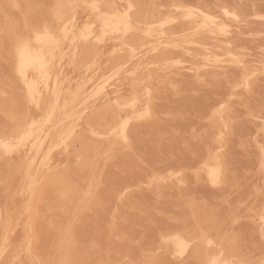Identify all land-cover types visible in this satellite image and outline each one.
Listing matches in <instances>:
<instances>
[{"label":"rangeland","instance_id":"rangeland-1","mask_svg":"<svg viewBox=\"0 0 264 264\" xmlns=\"http://www.w3.org/2000/svg\"><path fill=\"white\" fill-rule=\"evenodd\" d=\"M163 1H165L166 3ZM163 1L162 0H0V79H1L0 114L2 115V116L0 115V134L2 133L0 135V141H1L0 142V158H1L0 159V252H1L0 263L1 264H71V263L81 264L78 263L80 261L82 262V264H90L89 261H91V264H127V263L128 264H137V263L158 264V262L159 264H168L166 263L168 262L166 260H169L168 259L169 256L171 261V263L169 264H174V263L184 264L186 260L189 261L186 262L185 264H191V263L197 264V261L200 262L199 264H208V262H211L212 264H215V262H217V264H222L223 260H225L226 264L228 263L229 264H250V263L264 264V252H263L264 251V238H263L264 221L260 219V218L264 219V197H263L264 196V176H263L264 175V166H263L264 165V139H263L264 138V108H263L264 91H262L264 90V57H263L264 32H261L264 31V22H262L264 21V14H262L264 13V5L262 4L264 3V0L263 1L262 0L261 1L260 0H255V1L254 0L251 1L250 0H239V1L238 0L236 1L208 0L207 2L206 0L205 1L195 0L196 3L194 2V0L193 2L190 0L189 1L163 0ZM245 1L247 2V4ZM248 1L251 3H249ZM234 3H236V5ZM225 9H227L226 13L223 11ZM238 9L240 12L237 11ZM255 12H259L260 14ZM188 14H190L191 17ZM244 14L247 17L244 16ZM233 15L235 16L234 18L236 19L233 18ZM206 17L209 18L206 19ZM213 17L216 19H214ZM206 23L208 26L206 25ZM254 23L256 24L258 23V24L256 25ZM260 24L263 26H261ZM148 25L149 27H147ZM47 31L50 34L45 33ZM35 33L36 34L40 33L39 35H43L45 33V35H47V38L51 36L52 39L48 38V40L46 39V41L43 39L44 40L43 41L38 35H35ZM35 36L36 38H34ZM207 36L209 37V39ZM37 38H40V40ZM232 39L234 42L232 41ZM35 40L37 41V43L35 42ZM132 40H134L133 43ZM4 41H6L5 42L6 44L9 43L7 44V46L5 45V47L3 44ZM40 41L42 43H40ZM24 46H27L29 47V49L34 51L42 49L46 54L47 63L46 66L43 67V70L41 69V71H38L36 67L30 68L26 72V74H23V76L27 79L24 78V80H22L23 76L22 73L20 72V68L18 67L20 64V60H19L20 53L18 52H20L21 50L20 47H24ZM90 46L92 49L89 48ZM249 50H251L252 52ZM234 56H236V58ZM8 57H10L9 59L11 60H8L7 59ZM158 58L161 60L159 61ZM82 60L85 61L83 62ZM79 61L81 63H79ZM234 67L237 68L238 70L235 69ZM8 69H10L11 72ZM19 73L21 76L19 75ZM231 73L232 75H230ZM4 78H6L5 79L6 81L5 80L3 81ZM187 78L188 79L190 78L189 81L191 82H189ZM168 80L170 83L168 82ZM193 80L197 81L196 86L198 88L200 87L198 89L199 92L197 91V87H195L194 85L195 82H192ZM213 83L215 88H213ZM183 84L186 88L187 86L190 87L187 88L186 90L187 92L189 90L190 93L185 92L186 88L183 86ZM199 84L200 86H198ZM26 85L29 86L26 87ZM191 86H193V88ZM18 87L22 89L20 88L18 89ZM28 87L30 88V90L33 88V90L30 91L31 92L30 95L31 96L33 95L32 97L29 95L30 92ZM221 87L223 89L225 87L226 88L225 90H223ZM229 87L231 88V90ZM254 87L255 89H252ZM191 88L192 90L190 91ZM11 89L13 92L11 91ZM47 89H49L48 92ZM203 89H205L204 90L205 92L202 91ZM18 90L20 92L19 94H18ZM228 90L230 91L227 92ZM256 90L258 93L256 92ZM10 92L12 93L11 95H9ZM160 93H162V95ZM188 94H190V96ZM21 95H23L24 98ZM245 95L246 97H244ZM250 95L253 97L258 96L259 98L258 97L257 98L260 101L255 97H254L255 99L251 98ZM29 96L31 97V99ZM10 97H12L17 103L16 102L14 103V100ZM20 97L22 99H20ZM182 97L183 100H181ZM191 97H192L191 101H188L190 100ZM248 97L251 100H249ZM4 99L6 101H3ZM7 100L10 101L8 102ZM19 100L23 101V103L20 102ZM222 100H225V102H222ZM244 100L247 101L248 103L247 102L245 103ZM48 101L49 103H46ZM199 101L200 102L202 101L201 102L202 105ZM5 102L7 103L5 104ZM192 102H194L196 108L194 107ZM232 103L234 104L235 107L232 105ZM239 103H242L241 104L242 106ZM251 103L253 104V106ZM8 104L11 107L9 106L8 108ZM248 104L251 105L249 106ZM257 104L259 105L257 106ZM175 105L177 108L175 107ZM191 105L193 108L191 107ZM151 106L154 107L152 108ZM180 106L183 108H181ZM201 106H203L204 108ZM205 106L206 108H208V110L212 109L210 110L211 113L207 111ZM238 107L244 112H242L241 110L238 111L239 110ZM258 107L262 111L261 113H258L260 112V110L257 109ZM3 109H5L4 110L5 112H3ZM115 109H117L118 113L115 112L116 111ZM205 110L207 111V113L210 114V115L208 114V117H207V113H205ZM98 112L100 113V116H98ZM180 112H183L185 116H183V114H180ZM184 112H186V114ZM194 112L195 114H193ZM107 113H109V116L110 115L111 116L109 117ZM13 114H15L14 117ZM49 114L51 117L50 116L48 117ZM103 114H105V116ZM241 114L243 115V118ZM95 115H97L98 117ZM190 117L191 118L193 117V119L194 120L196 119V121H194V123L191 122L193 119H191ZM230 117H233V119H231ZM20 118L23 119L21 120ZM46 118L48 120L50 118V121H48ZM17 119L20 121H18ZM179 119L181 120V122ZM176 120L179 122H177ZM245 120H247L249 123H247V121ZM33 121L35 122V124ZM10 122L11 124H8ZM44 122H46L47 124L44 125L45 124ZM165 122L166 125H168L166 127L165 125H163L165 124ZM179 123L181 124L179 125ZM205 123L207 126L205 125ZM160 124L163 126L161 129H160L161 127ZM193 124L197 127H195ZM41 126L44 127L42 128ZM122 126L123 127L126 126V127L123 128ZM130 127H132V129ZM135 127L136 130L138 131L134 130ZM181 127L184 128V130ZM40 128H42L43 130ZM178 128L180 129L178 130ZM9 129L10 131H8ZM140 129L142 130L141 132ZM157 129L158 130L160 129L159 131H161V134H159L160 132L157 131ZM233 129L237 132L233 133L234 131ZM131 130L132 133L136 132L138 134L136 133H133L134 135L130 134ZM5 131L7 133H3ZM26 132H27V136L25 135ZM154 132L157 136L154 135ZM13 133L15 135H13ZM230 133H231V137L235 135L237 139L234 140L235 137L231 138ZM238 133L239 134L243 133L242 135L244 137L239 136ZM139 134L141 136H139ZM78 135L80 136V138L78 137ZM209 135L211 136V138ZM249 135H251L252 137L250 138ZM261 135H263L262 138H260ZM21 136L24 137L25 139L23 138L24 139L23 140ZM76 136H77V140H75ZM118 136L119 137L121 136V138H119ZM143 137H144V141H141L143 140L142 139ZM180 137L182 139H180ZM94 138H96V140ZM162 138L165 139L162 140ZM173 138L176 139V142L175 140H173ZM20 139L22 143H20L21 142ZM248 139H250L251 143H249ZM164 140L166 141L165 144H164ZM230 140L232 141V143ZM95 141L97 142L95 143ZM151 141L154 142L152 143ZM196 141L197 143H195ZM235 141L237 145L234 146L233 144L235 143ZM246 141L248 143H246ZM6 142L8 144L7 146L8 147L11 146L12 148L10 151L9 148L6 146ZM104 142H106V144ZM187 142L190 146L187 144ZM229 142L231 143V145ZM142 143L143 145L145 144L144 147L142 146ZM201 143H205V144L201 145ZM104 144L106 145V147ZM162 144H164V146ZM77 145L79 148L82 145V148L78 149V147H76ZM85 145L88 146L85 147ZM195 146L196 147L199 146V148L198 147L196 148ZM233 146L236 147L237 149H235ZM161 147L164 149H162ZM180 147L181 150H179ZM191 147L194 149V153L192 152L193 150ZM156 148L158 150H156ZM175 148L177 149L175 150ZM186 148L189 150H187ZM170 149H172V151ZM203 149H205L206 151H204ZM246 149L248 152L246 151ZM186 151L187 152L189 151L190 153L186 154L187 153ZM175 152L178 153L179 155H177ZM131 153L133 154L132 156H130ZM169 153L173 155L169 156ZM231 153L234 154L231 155ZM175 154L177 155V157ZM183 154H186L187 157ZM195 154H196V158H195ZM249 154L251 155V157ZM160 155L162 158H159ZM225 155L228 158H226ZM228 155L231 156L229 157ZM152 156H153V161H151L152 159L150 160ZM163 156L164 157L166 156L165 159L167 162H165V160L163 161L164 159ZM173 156L176 158H173ZM130 157L133 159H130ZM170 157L172 161L174 160V162L179 161V163L178 162L175 163L176 168L177 169L179 168V170L175 172L172 170L173 168H175L174 167L175 165L173 162H171V159H169ZM197 158H200V160L199 159L197 160ZM201 158L204 160H202ZM233 158L234 161L236 160L235 162L232 161ZM129 159L133 161H130ZM182 159H184L185 161ZM243 159L244 161L246 160L245 161L246 163L242 161ZM120 160H122V162H120ZM248 160H250V162ZM181 161H183L184 163ZM200 161L202 162L200 163ZM126 162L127 163L133 162V165L132 163H131L132 166L128 165ZM228 162L229 165L231 166L226 167ZM150 163H154V164H150ZM182 163L184 165L181 168ZM123 164L125 165L123 166ZM137 164L138 165L141 164L139 165V168L137 167L138 166ZM169 164H171V166ZM194 164H196L197 166L195 165L196 166L195 167ZM134 165L137 166L135 167ZM148 166L149 168L151 167L150 168L151 170L148 168ZM163 166L165 169L168 167V169H166L165 171ZM246 166H247V170H246ZM170 167L171 170H169ZM185 167H187L188 169L187 168L185 169ZM127 168L129 169V172L125 174V172L128 170ZM240 168L242 173L245 172L246 175L241 173V171L239 170ZM158 169L160 171L163 169L164 170L160 173V171L157 172ZM214 169L215 171H217V173L210 174V171H212V173L215 172ZM251 169H253L254 172ZM233 170L236 171L234 172ZM135 171L140 172L141 176L140 173L137 172L136 174ZM238 172L240 176H238L239 179L237 180L238 177L236 175H238ZM113 173L116 174L112 176ZM142 174H144L145 176ZM107 175L109 176L108 178ZM126 175L128 177L130 176L132 177V175L133 177L134 176L136 177L134 178L127 177L124 179V176L126 177ZM185 175H187V178L188 177L189 178L185 179L186 178ZM79 176L80 178H82L81 181L83 182H80ZM110 176H112L111 180H110ZM103 177L105 179L104 182L102 183ZM247 177L250 180H248ZM261 177L263 178L262 180H260ZM245 178L247 179V181H245L246 180ZM53 179L55 182L53 181ZM125 180L127 181V183L125 182ZM191 180L193 183L190 182ZM253 180H254V184H252ZM105 181L107 182L108 186L106 185ZM133 181L136 185L132 183ZM173 181H175L176 183L174 184ZM52 182L53 184L56 185H53ZM121 182L124 184H122ZM189 182L191 183V185H189ZM207 182H209V184ZM83 183H86V185L85 184L83 185ZM152 183L155 187L152 186ZM202 183L205 186L202 185ZM229 183L231 184L230 186L228 185ZM131 184H133L135 187ZM171 184L172 186L174 185L172 188L170 187ZM241 184L243 185L240 186ZM165 185L167 190L170 188L168 191L165 189V187H163ZM259 185H261L262 188L261 186L259 187ZM191 186L192 187L194 186L193 189L195 193H193V189L191 188ZM222 186H225V188ZM107 188L110 194L112 193L111 195L108 194L109 192H107ZM111 188L113 192L111 191ZM161 189L162 190L165 189L164 190L165 192L163 193ZM149 190L150 192H148ZM225 190H227V192ZM242 190L245 192H243ZM209 191L211 194L208 193ZM100 192L103 193L101 194ZM186 192H188L187 195ZM133 193L138 194L135 196L136 198L134 197L135 194ZM150 193L153 195V198ZM174 193L177 194L176 195L177 197L175 196V198L173 196L175 195ZM206 193L209 195V197L205 195ZM31 194H33L32 198H30ZM166 194H168V196ZM107 195H109L108 196L109 198L107 197ZM142 196L143 198H141ZM214 196L215 197L218 196V197L214 198ZM105 198H107L106 201L108 199L111 200V198H113L112 200L115 201V202L113 201L115 205L113 204L111 206H108L110 204V201L109 200H108L109 202L104 201ZM130 198H132V200H129ZM58 199L61 201L58 202ZM143 199L146 201H144ZM167 199L172 202L167 201ZM191 199L193 200V202ZM241 199L243 202L240 201ZM124 200L125 203H123ZM211 200L214 203H212ZM132 201L135 203H133ZM147 201L149 203L153 202V205L152 203L149 204ZM102 202L103 203L106 202L108 204L107 205L108 208L110 209H107V206L105 207V204L103 205ZM139 202L142 203L139 204ZM195 202H198L196 203L197 205H195ZM171 203H173L172 206L174 205L175 207L174 206L172 207ZM80 204H82L81 207H79ZM169 204L171 206V209ZM184 204H186L185 206L187 207H185ZM35 205H38V207ZM141 205L142 207H139ZM149 205L150 206L152 205V207H150ZM154 205L155 206L158 205V207H154ZM244 205L247 207H244ZM96 206H98V208H96ZM162 206L163 207L166 206V209H164ZM209 206H211V208H208ZM29 207L31 208L29 209ZM67 208L69 210L68 213L65 212ZM103 208H105V210L107 209L106 212L103 210ZM141 208H143L144 210ZM185 209L186 211L188 209L187 211L188 213L185 211ZM218 210L224 211L225 215L223 214L222 211L219 212ZM107 211L110 212L108 213ZM145 211H147L149 214L148 213L146 214ZM178 211L181 213L183 212L184 214L177 213ZM240 211L244 213H241ZM38 212L40 213L38 214ZM85 212L86 214H84ZM102 212L103 214L106 213L104 215V218L102 216L103 215ZM134 212L135 213L138 212V213L135 214ZM152 212L154 216H152L153 215L151 214ZM169 212H172V214H170ZM185 212L186 214L189 215H185ZM98 213L101 214L98 215ZM175 213L177 214L176 216H179L181 214L180 217L182 219L180 217H175L174 216ZM236 213L238 214L236 215ZM124 214L126 215L124 216ZM142 214L144 217L142 216ZM144 214L148 217L146 218ZM119 215L121 217H119ZM190 215L193 218H191ZM83 216L85 217V219H87L86 220L88 221L87 224L85 223L86 222L85 219L82 221V219L84 218ZM128 216H130V220ZM90 217L92 218V220ZM98 217L100 218V222ZM131 217H134L135 220L132 219ZM156 217L158 219H161L160 224L158 226L157 224L159 223V220ZM187 217L190 218L188 219ZM218 217L220 218V220ZM125 218H127L128 220ZM179 218L182 221L176 220ZM183 218L185 221L187 219H188L187 221L191 220V223H189V225H184L187 221L185 222ZM89 219L93 224H88L90 223ZM131 219L133 221H131ZM192 219L194 221H192ZM65 220H67V222H65ZM166 220L168 222H166ZM247 220L248 222H246ZM38 221L41 224H39ZM120 221H122L121 223L124 222L125 223L121 224ZM164 222L166 224L168 223L169 227L165 225ZM178 222L181 227H185V228L187 227V229L185 230V228L179 227ZM60 223H62L64 226ZM141 223L142 226L137 225ZM83 224L84 226L88 225L89 227L86 226L84 228ZM130 224L131 226L135 224L134 225L135 227L133 226H132L133 228L130 227ZM172 224H174V226L177 224L174 227V229L172 228L173 226ZM248 224L249 225L251 224L253 226H250L251 227L250 228ZM124 225L125 227L128 226L127 228L129 229L125 228ZM237 225L239 227H237ZM5 227H7V229ZM57 227H59L60 229ZM100 227H101V231H99ZM136 227L137 229L139 228L138 229L139 231H143V232H138V230L135 231ZM245 227H247L249 231ZM102 228L104 229L103 231ZM236 228H238L237 231ZM53 229L56 231H54ZM125 229L126 231L128 230L127 232L128 234L131 231H133L132 229H134L135 231V232L133 231L134 236L132 234L133 232H131V234L129 235L127 233L124 234V232H126ZM152 229L153 230L155 229L154 230L155 232ZM171 230L172 231L176 230V231L175 232L173 231V233L171 232L172 234H170ZM82 231L83 233H86V235L81 233ZM120 231L123 232L122 233L123 235L121 234ZM148 231H150V233ZM73 232H75V234H73ZM79 232L82 234V236L81 235L79 236L80 234ZM244 232H246V234H243ZM76 233L77 236H75ZM247 234L249 235L248 237ZM102 235H106V236H102ZM136 235L138 237H136ZM147 235L148 236L155 235V236L148 237ZM239 235H241L242 237ZM51 236L53 237L55 236V238L57 236L56 238L57 241ZM131 236L133 237L131 238ZM167 237L170 241L167 239ZM246 237H247L246 241L248 242L250 241L249 243L247 242L248 246L246 245L247 244L246 241L244 242ZM255 237L258 238V240L255 239ZM109 238L113 240L111 241ZM132 239H134L133 240L134 242L132 241ZM149 239H151V241ZM156 239L159 240L160 242L157 241ZM208 239L211 240L208 241ZM54 240L57 243L54 244ZM143 240H145L143 242V245L146 244L144 246L141 245L142 244L141 242ZM152 240L153 242L156 243L155 245H157V247H155ZM154 240H156L157 242ZM176 240L179 241L174 242ZM180 240L182 241V243L185 241V243L181 244ZM28 241L31 242L30 244L31 246L29 245ZM81 241H83V243ZM128 241H130V243ZM34 242L36 243L34 244ZM92 242L95 243L94 244L95 246H97L96 244L100 246H97L98 248H96ZM110 242H112V244ZM120 242L121 243L124 242V243L121 244ZM209 242H211L212 244ZM89 243H91L90 245H92L93 250L91 246L88 245ZM105 243H107V245ZM147 243L149 244L147 245ZM242 243L244 244L243 246L246 245L245 249H247L249 252H247L246 250L245 252L247 253H245L244 251L241 252V250H243L244 248L242 246ZM83 244H84V249L82 248ZM256 244L258 247L256 246ZM122 245L123 246L127 245L126 247L128 249H126L125 246H124L125 248L121 247ZM183 245H185V247H183ZM71 246H74L75 248ZM114 246L116 248H119L118 246H120L121 249H113ZM177 246H179V249H181L182 251L184 250L183 248L186 249L183 251V255L181 254L182 251L181 252L178 251ZM186 246L188 247V249ZM70 247L72 249H70ZM144 247L150 249L147 250ZM250 247L254 248V251L256 253L259 251L260 254L258 252L257 255L252 249L250 250ZM28 248L29 250H27ZM76 248L77 249L81 248V249L77 250ZM86 248H88V250ZM73 249H76L75 251H77L78 253L75 251H73V253H70V251L72 252ZM133 249L134 250L138 249V250L134 251ZM198 249L199 251L197 252ZM82 250L83 252L85 251V254L82 252ZM118 250L122 253V255L121 253H118L119 252ZM88 251L92 252V254L91 253L89 254ZM127 251L128 254H125L124 257L122 258L123 253L124 252L127 253ZM160 251L161 253L163 252V254H161ZM164 251L166 252L168 251V254L164 253ZM170 251H172L173 253ZM220 252H222L221 253L222 255L220 254ZM39 254H41V256H39ZM80 255H82L81 256L82 258L80 257ZM213 255H215L216 257L220 256V258L218 257L216 258ZM105 256L107 257L106 260H105L106 258ZM112 256H114L115 260L114 258H112ZM139 256H141V258ZM157 257L159 259H157ZM198 257L200 258L198 259ZM247 257H249V259ZM83 258L85 259L89 258V259L86 261ZM212 258L213 261H211ZM246 258L248 260H246ZM76 259L79 261L76 262L77 261ZM117 259L119 261L121 259V261L119 262ZM181 259L183 262H181ZM192 259L194 262H192ZM23 260L26 261L24 262ZM97 260L99 262H97ZM102 260L103 261L105 260L106 262L105 261L103 262ZM84 261L86 262L83 263ZM201 261L204 262L202 263Z\"/></svg>","mask_w":264,"mask_h":264},{"label":"bare ground","instance_id":"bare-ground-1","mask_svg":"<svg viewBox=\"0 0 264 264\" xmlns=\"http://www.w3.org/2000/svg\"><path fill=\"white\" fill-rule=\"evenodd\" d=\"M162 1H163V0H162ZM167 1H168V0H167ZM169 1H170V0H169ZM183 1H184V0H183ZM186 1H187V0H186ZM188 1H189V0H188ZM190 1L193 2V0H190ZM204 1H205V0H204ZM207 1H208V0H206V2H207ZM233 1H234V0H233ZM235 1H236V0H235ZM238 1H239V0H238ZM250 1H251V0H250ZM254 1H255V0H254ZM254 1H253V2H254ZM260 1H261V0H260ZM262 1H263V0H262ZM158 2H159V1H158ZM163 2H165V1H163ZM192 2H191V3H192ZM194 2H195V0H194ZM245 2H246V1H245ZM248 2H249V1H248ZM128 3H129V1H128ZM165 3H166V2H165ZM184 3H185V2H184ZM186 3H187V2H186ZM195 3H196V2H195ZM249 3H251V2H249ZM87 4H88V3H87ZM162 4H163V3H162ZM189 4H190V3H189ZM193 4H194V3H193ZM209 4H210V3H209ZM215 4H216V3H215ZM219 4H220V3H219ZM222 4H223V3H222ZM226 4H227V3H226ZM234 4L236 5V3H234ZM246 4H247V2H246ZM258 4H259V3H258ZM262 4L264 5V3H262ZM262 4H261V5H262ZM196 5H197V4H196ZM211 5H212V3H211ZM220 5H221V4H220ZM240 5H241V4H240ZM242 5H243V4H242ZM252 5H253V4H252ZM256 5H257V3H256ZM259 5H260V4H259ZM149 6H150V5H149ZM213 6H214V5H213ZM217 6H218V4H217ZM229 6H230V5H229ZM229 6H228V7H229ZM181 7H182V6H181ZM236 7H237V6H236ZM247 7H248V6H247ZM247 7H246V8H247ZM258 7H259V6H258ZM22 8H23V6H22ZM214 8H215V7H214ZM229 8H230V7H229ZM241 8H243V7H241ZM241 8H240V9H241ZM255 8H256V6H255ZM261 8H262V7H261ZM205 9H206V8H205ZM212 9H213V7H212ZM252 9H253V8H252ZM8 10H9V9H8ZM190 10H192V9H190ZM190 10H189V11H190ZM226 10H227V9H225V10H223V11L226 13ZM199 11H200V10H199ZM230 11H231V10H230ZM237 11H239V9H238ZM146 12H147V11H146ZM239 12H240V11H239ZM253 12H254V11H253ZM259 12H260V11H259ZM259 12H255V13H259ZM16 13H17V12H16ZM125 13H126V12H125ZM188 13H189V12H188ZM191 13H192V12H191ZM202 13H203V12H202ZM208 13H209V12H208ZM215 13H216V12H215ZM215 13H214V15H215ZM217 13H218V11H217ZM233 13H234V11H233ZM242 13H243V12H242ZM123 14H124V13H123ZM150 14H151V12H150ZM194 14H195V13H194ZM194 14H193V15H194ZM246 14H247V13H246ZM259 14H260V13H259ZM262 14H264V13H262ZM188 15L191 17L190 14H188ZM225 15H227V14H225ZM228 15H230V14H228ZM240 15H241V14H240ZM240 15H239V16H240ZM253 15H254V13H253ZM257 15H258V14H257ZM145 16H146V15H145ZM231 16H232V15H231ZM244 16H246V15L244 14ZM259 16H260V15H259ZM19 17H20V16H19ZM194 17H195V16H194ZM204 17H205V16H204ZM229 17H230V16H229ZM234 17H235V16L233 15V18H234ZM236 17H237V16H236ZM242 17H243V16H242ZM246 17H247V16H246ZM250 17H253V16H250ZM250 17H249V18H250ZM256 17H257V16H256ZM144 18H145V17H144ZM208 18H209V17H208ZM208 18L206 17V19H208ZM213 18H214V17H213ZM244 18H245V17H244ZM244 18H243V20H244ZM103 19H104V18H103ZM214 19H216V18H214ZM234 19H236V18H234ZM129 20H130V19H129ZM28 21H29V20H28ZM30 21H31V20H30ZM175 21H176V20H175ZM54 22H55V21H54ZM129 22H130V21H129ZM164 22H165V21H164ZM241 22H242V21H241ZM262 22H264V21H262ZM211 23H212V22H211ZM246 23H247V22H246ZM21 24H23V23H21ZM165 24H166V23H165ZM254 24H256V23H254ZM257 24H258V23H257ZM257 24H256V25H257ZM54 25H55V24H54ZM139 25H140V24H139ZM150 25H151V24H150ZM154 25H155V23H154ZM206 25H207V23H206ZM212 25H213V24H212ZM251 25H252V24H251ZM260 25H261V24H260ZM177 26H178V25H177ZM187 26H188V24H187ZM203 26H204V25H203ZM207 26H208V25H207ZM226 26H227V25H226ZM242 26H243V25H242ZM261 26H263V25H261ZM22 27H23V25H22ZM22 27H21V28H22ZM132 27H133V26H132ZM147 27H149V25H148ZM173 27H174V26H173ZM184 27H185V26H184ZM259 28H260V27H259ZM259 28H258V29H259ZM261 28H263V27H261ZM150 29H151V27H150ZM174 29H175V28H174ZM246 29H248V28H246ZM147 30H149V29H147ZM175 30H176V29H175ZM234 30H235V29H234ZM260 31H261V30H260ZM260 31H259V32H260ZM16 32H17V31H16ZM126 32H127V31H126ZM148 32H149V31H148ZM222 32H223V31H222ZM250 32H251V31H250ZM250 32H249V33H250ZM259 32H257V33H259ZM261 32H264V31H261ZM45 33L50 34L48 31L45 32ZM45 33H44V34L42 33V34L44 35V37H43V35H39L40 33H39V34H38V33H37V34L35 33V35H38L42 40L44 39V40L46 41V39L48 40V38H51V36L47 38V35H45ZM144 33H145V32H144ZM146 33H147V32H146ZM237 33H238V32H237ZM249 33H248V34H249ZM148 34H149V33H148ZM150 34H151V33H150ZM226 34H227V33H226ZM252 34H255V33H252ZM18 35H19V34H18ZM162 35H163V33H162ZM236 35H237V34H236ZM245 35H247V34H245ZM31 36H32V35H31ZM41 36H42L43 38H42ZM138 36H139V35H138ZM149 36H150V35H149ZM45 37H46V38H45ZM159 37H160V36H159ZM207 37H208V36H207ZM34 38H36V36H35ZM40 38H37V39L40 40ZM53 38H54V37H53ZM135 38H136V36H135ZM192 38H193V37H192ZM203 38H204V37H203ZM211 38H212V37H211ZM6 39H7V38H6ZM51 39H52V38H51ZM98 39H99V38H98ZM208 39H209V37H208ZM3 40H4V39H3ZM44 40H43V41H44ZM96 40H97V39H96ZM134 40H135V39H134ZM134 40H132V43L134 42ZM137 40H138V38H137ZM137 40H136V41H137ZM197 40H198V39H197ZM204 40H205V39H204ZM210 40H211V39H210ZM214 40H215V39H214ZM6 41H7V40H6ZM6 41H4V43H3V44H4V47H5V45L7 46V44H9V43L6 44V43H5ZM232 41H233V39H232ZM35 42L37 43L36 40H35ZM38 42H39V41H38ZM99 42H100V41H99ZM159 42H160V41H159ZM159 42H158V43H159ZM211 42H212V41H211ZM233 42H234V41H233ZM40 43H42V42L40 41ZM40 43H39V44H40ZM172 43H173V42H172ZM167 44H168V43H167ZM233 44H234V43H233ZM248 44H249V43H248ZM10 45H12V44H10ZM161 45H162V44H161ZM163 45H164V44H163ZM157 46H158V45H157ZM207 46H208V45H207ZM210 46H211V45H210ZM233 46H234V45H233ZM245 46H246V45H245ZM4 47H3V48H4ZM8 47H9V46H8ZM161 47H162V46H161ZM258 47H259V46H258ZM258 47H257V48H258ZM86 48H88V47H86ZM89 48H91V46H90ZM143 48H144V47H143ZM20 49H21L20 52H18V53H20V56H19V58H20V59H19V60H20V64L18 63V64H19L18 67L20 68V72L22 73V76H23V74H26V72H27L30 68H32V67H36L38 71H41V69L43 70V67L46 66L47 60H46V54H45V52H44L42 49H39V50H35V51H34V50L29 49V47H27V46L20 47ZM91 49H92V48H91ZM234 49H235V48H234ZM236 49H237V48H236ZM247 49H248V48H247ZM154 50H155V49H154ZM4 51H5V50H4ZM18 51H19V49H18ZM249 51H251V50H249ZM76 52H77V51H76ZM217 52H218V51H217ZM251 52H252V51H251ZM255 52H256V51H255ZM6 53H7V52H6ZM90 53H92V52H90ZM215 53H216V52H215ZM236 53H237V52H236ZM239 54H240V53H239ZM250 54H251V53H250ZM18 55H19V54H18ZM171 55H172V54H171ZM174 55H175V54H174ZM176 55H177V54H176ZM202 55H203V54H202ZM251 55H252V54H251ZM258 55H260V54H258ZM90 56H91V55H90ZM167 56H168V55H167ZM179 56H180V55H179ZM208 56H209V55H208ZM2 57H3V56H2ZM199 57H200V56H199ZM234 57L236 58V56H234ZM263 57H264V56H263ZM9 58H10V57H8L7 59H8V60H11V59H9ZM175 58H176V57H175ZM257 58H258V57H257ZM78 59H79V58H78ZM158 59H159V58H158ZM217 59H218V57H217ZM160 60H161V59H159V61H160ZM164 60H165V59H164ZM14 61H15V60H14ZM14 61H13V62H14ZM80 61H81V60H80ZM80 61H79V63H81ZM82 61H83V60H82ZM84 61H85V60H84ZM84 61H83V62H84ZM179 61H180V60H179ZM252 61H253V60H252ZM5 62H6V61H5ZM2 63H4V62H2ZM6 63H7V62H6ZM174 63H175V62H174ZM151 64H152V63H151ZM176 64H177V63H176ZM4 65H5V64H4ZM9 65H10V64H9ZM7 66H8V65H7ZM13 66H14V65H13ZM121 66H122V65H121ZM121 66H120V67H121ZM149 66H150V65H149ZM177 66H178V65H177ZM5 67H6V66H5ZM231 67H232V66H231ZM10 68H11V67H10ZM234 68H235V67H234ZM11 69H12V68H11ZM235 69H237V68H235ZM8 70L11 72L10 69H8ZM44 70H45V69H44ZM237 70H238V69H237ZM206 71H208V70H206ZM18 72H19V71H18ZM216 72H217V71H216ZM226 72H227V71H226ZM1 73H2V72H1ZM185 73H186V72H185ZM204 73H206V72H204ZM204 73H203V74H204ZM2 74H3V73H2ZM8 74H9V73H8ZM186 74H187V73H186ZM240 74H241V73H240ZM3 75H4V74H3ZM19 75H20V73H19ZM44 75H45V74H44ZM113 75H114V74H113ZM182 75H183V74H182ZM190 75H191V74H190ZM223 75H224V74H223ZM230 75H232V73H231ZM253 75H254V74H253ZM8 76H9V75H8ZM12 76H13V75H12ZM20 76H21V75H20ZM25 76H26V75H25ZM195 76H196V75H195ZM200 76H201V75H200ZM262 76H263V75H262ZM4 77H5V76H4ZM10 77H11V76H10ZM15 77H16V76H15ZM26 77H27V76H26ZM167 77H168V76H167ZM185 77H186V76H185ZM220 77H221V76H220ZM241 77H242V76H241ZM251 77H252V76H251ZM260 77H261V76H260ZM260 77H259V78H260ZM6 78H7V77H6ZM6 78H4L3 81H4ZM24 78H25V77L23 76V77H22V80H24ZM44 78H45V77H44ZM46 78H47V77H46ZM153 78H154V77H153ZM171 78H172V77H171ZM192 78H193V77H192ZM207 78H208V77H207ZM235 78H236V77H235ZM25 79H27V78H25ZM102 79H103V78H102ZM173 79H174V78H173ZM179 79H181V78H179ZM187 79H188V78H187ZM189 79H190V78H189ZM189 79H188V81H189ZM221 79H222V78H221ZM221 79H220V81H221ZM227 79H228V76H227ZM194 80H195V79H194ZM194 80H193L192 82H195L194 85H195V87H197V86H196L197 81H194ZM209 80H210V79H209ZM222 80H223V79H222ZM239 80H240V79H239ZM0 81H1V79H0ZM5 81H6V80H5ZM15 81H16V80H15ZM218 81H219V80H218ZM225 81H226V80H225ZM23 82H24V81H23ZM108 82H109V81H108ZM165 82H167V81H165ZM168 82H169V80H168ZM175 82H176V81H175ZM181 82H182V80H181ZM189 82H191V81H189ZM239 82H240V81H239ZM259 82H261V81H259ZM36 83H37V82H36ZM169 83H170V82H169ZM176 83H177V82H176ZM187 83H188V82H187ZM214 83H215V82H214ZM214 83H213V88H215V87H214ZM216 83H218V82H216ZM252 83H253V82H252ZM4 84H5V83H4ZM24 84H26V83H24ZM166 84H167V83H166ZM172 84H173V82H172ZM218 84H220V83H218ZM228 84H229V82H228ZM228 84H227V85H228ZM254 84H255V82H254ZM257 84H258V83H257ZM257 84H256V85H257ZM260 84H261V83H260ZM260 84H259V86H260ZM7 85H8V84H7ZM47 85H48V84H47ZM168 85H169V84H168ZM185 85H187V84H185ZM208 85H209V84H208ZM210 85H211V84H210ZM261 85H262V84H261ZM13 86H14V84H13ZM27 86H29V85H26V87H27ZM183 86H184V84H183ZM198 86H200V84H199ZM202 86H203V85H202ZM216 86H217V85H216ZM48 87H49V86H48ZM48 87H46V88H48ZM166 87H167V86H166ZM181 87H182V86H181ZM184 87H185V86H184ZM191 87L193 88V86H191ZM219 87H220V86H219ZM226 87H228V86H226ZM226 87H225V88H226ZM235 87H236V86H235ZM246 87H247V86H246ZM15 88H16V87H15ZM19 88H20V87H18V89H19ZM28 88H29V87H28ZM28 88H27V90H28ZM46 88H45V89H46ZM159 88H160V87H159ZM185 88H186V87H185ZM185 88H184V89H185ZM187 88H190V87L187 86ZM187 88L185 89V92H187V91H186ZM192 88L190 89V91L192 90ZM199 88H200V87H199ZM199 88L197 87V91H198ZM204 88H205V86H204ZM209 88H210V87H209ZM221 88H222V87H221ZM225 88H224V89L222 88V89L225 90ZM229 88H230V87H229ZM4 89H5V88H4ZM20 89H22V88H20ZM195 89H196V88H195ZM206 89H207V87H206ZM210 89H211V88H210ZM216 89H217V88H216ZM252 89H255V87L252 88ZM256 89H257V88H256ZM258 89H259V87H258ZM258 89H257V90H258ZM31 90H33V88H32ZM31 90H30V88H29V92H30ZM48 90H49V89H47V92H48ZM157 90H158V89H157ZM169 90H170V89H169ZM179 90H180V89H179ZM181 90H182V89H181ZM204 90H205V89H203L202 91H204ZM223 90H221V91H223ZM230 90H231V88H230ZM230 90H228L227 92H229ZM257 90H256V92H257ZM260 90H261V88H260ZM5 91H6V90H5ZM5 91H4V92H5ZM7 91H8V89H7ZM9 91H10V90H9ZM11 91H12V89H11ZM91 91H92V90H91ZM98 91H99V90H98ZM158 91H159V90H158ZM241 91H242V90H241ZM262 91H264V90H262ZM12 92H13V91H12ZM16 92H17V91H16ZM26 92H27V91H26ZM26 92H25V93H26ZM33 92H34V91H33ZM33 92H32V93H33ZM146 92H147V91H146ZM165 92H166V91H165ZM171 92H172V91H171ZM185 92H183V93H185ZM188 92H189V90H188ZM188 92H187V93H188ZM198 92H199V91H198ZM204 92H205V91H204ZM227 92H226V93H227ZM260 92H261V91H260ZM19 93H20V92H19V90H18V94H19ZM98 93H99V92H98ZM187 93H186V94H187ZM189 93H190V92H189ZM257 93H258V92H257ZM11 94H12V93L10 92L9 95H11ZM30 94H31V92L29 93V95H30ZM160 94L162 95V93H160ZM166 94H167V93H166ZM186 94H185V95H186ZM228 94H229V93H228ZM262 94H263V93H262ZM39 95H40V94H39ZM154 95H155V94H154ZM154 95H153V96H154ZM157 95H158V94H157ZM163 95H164V93H163ZM167 95H168V94H167ZM170 95H171V94H170ZM185 95H184V97H185ZM188 95L190 96V94H188ZM199 95H200V94H199ZM202 95H203V94H202ZM204 95H205V93H204ZM204 95H203V96H204ZM213 95H214V94H213ZM259 95H260V93H259ZM21 96H23V95H21ZM30 96H31V95H30ZM30 96H29V97H30ZM32 96H33V95H32ZM32 96H31V97H32ZM191 96H192V95H191ZM206 96H208V95H206ZM216 96H217V95H216ZM227 96H228V95H227ZM227 96H226V97H227ZM239 96H240V95H239ZM250 96H251V95H250ZM31 97H30V99H31ZM121 97H122V96H121ZM158 97H159V96H158ZM158 97H157V98H158ZM192 97H193V96H192ZM192 97H191L190 100H188V101H191ZM213 97H214V96H213ZM222 97H223V96H222ZM244 97H246V95H245ZM254 97H255V96H254ZM254 97L251 96V98H254ZM257 97H258V96H257ZM257 97H255V98L258 99L259 97H258V98H257ZM4 98H5V97H4ZM10 98H12V97H10ZM23 98H24V96H23ZM166 98H167V97H166ZM187 98H189V97H187ZM200 98H201V97H200ZM200 98H199V99H200ZM205 98H206V97H205ZM205 98H204V99H205ZM216 98H217V97H216ZM255 98H254V99H255ZM263 98H264V97H263ZM5 99H6V98H5ZM5 99H4L3 101H6ZM8 99H9V98H8ZM12 99H13V98H12ZM20 99H22V98L20 97ZM47 99H48V98H47ZM185 99H186V98H185ZM185 99H184V100H185ZM193 99H194V98H193ZM201 99H202V98H201ZM201 99H200V100H201ZM208 99H209V98H208ZM226 99H227V98H226ZM242 99H244V98H242ZM248 99L251 100L249 97H248ZM13 100H14V99H13ZM159 100H161V99H159ZM171 100H172V99H171ZM181 100H183V97H182ZM196 100H197V99H196ZM196 100H195V101H196ZM205 100H206V99H205ZM234 100H235V99H234ZM258 100H259V99H258ZM261 100H262V99H261ZM7 101L9 102L10 100H7ZM19 101H20V100H19ZM19 101H18V103H19ZM165 101H166V100H165ZM195 101H194V102H195ZM202 101H203V100H202ZM202 101H201V102H202ZM232 101H233V100H232ZM244 101H245V100H244ZM244 101H243V102H244ZM252 101H253V100H252ZM259 101H260V100H259ZM259 101H258V102H259ZM262 101H263V100H262ZM262 101H261V102H262ZM15 102H16V101L14 100V103H15ZM20 102L23 103V101H20ZM65 102H67V101H65ZM169 102H170V101H169ZM172 102H174V101H172ZM172 102H171V103H172ZM194 102H192V103H193V105H194V107H195ZM199 102H200V101H199ZM201 102H200V103H201ZM205 102H206V101H205ZM208 102H209V101H208ZM214 102H215V101H214ZM222 102H225V100H222ZM246 102H247V101H245V103H246ZM6 103H7V102H5V104H6ZM16 103H17V102H16ZM22 103H21V104H22ZM46 103H49V101L46 102ZM46 103H45V104H46ZM165 103H166V102H165ZM177 103H178V101H177ZM203 103H204V102H203ZM237 103H238V102H237ZM247 103H248V102H247ZM21 104H20V105H21ZM45 104H44V105H45ZM163 104H164V103H163ZM169 104H170V103H169ZM173 104H175V103H173ZM185 104H186V103H185ZM187 104H189V103H187ZM196 104H197V102H196ZM239 104L241 105L242 103H239ZM251 104H252V103H251ZM251 104H250V105H251ZM254 104H255V103H254ZM11 105H12V104H11ZM18 105H19V104H18ZM37 105H38V104H37ZM153 105H154V104H153ZM170 105H171V104H170ZM177 105H178V104H177ZM201 105H202V103H201ZM203 105H205V104H203ZM232 105L234 106L233 103H232ZM236 105H237V104H236ZM248 105H249V104H248ZM250 105H249V106H250ZM258 105H259V104H257V106H258ZM9 106H10V105L8 104V108H9ZM47 106H48V104H47ZM154 106H155V105H154ZM154 106H153V107H154ZM173 106H174V105H173ZM187 106H188V105H187ZM212 106H213V105H212ZM212 106H211V107H212ZM241 106H242V105H241ZM252 106H253V104H252ZM10 107H11V106H10ZM16 107H17V106H16ZM16 107H15V108H16ZM151 107H152V106H151ZM153 107H152V108H153ZM168 107H171V106H168ZM175 107H176V105H175ZM178 107H179V106H178ZM180 107H181V106H180ZM191 107H192V105H191ZM201 107H203V106H201ZM209 107H210V106H209ZM234 107H235V106H234ZM236 107H237V106H236ZM20 108H21V107H20ZM134 108H135V107H134ZM176 108H177V107H176ZM181 108H183V107H181ZM188 108H189V107H188ZM192 108H193V107H192ZM195 108H196V107H195ZM203 108H204V107H203ZM205 108H206V106H205ZM212 108H213V107H212ZM214 108H215V107H214ZM216 108H217V107H216ZM238 108H239V107H238ZM238 108H237V109H238ZM263 108H264V107H263ZM170 109H171V108H170ZM170 109H169V110H170ZM179 109H180V108H179ZM179 109H178V110H179ZM206 109H207V111H209V112H210V110H212V109L208 110V108H206ZM254 109H255V108H254ZM257 109L260 110L259 107H258ZM4 110H5V109H3V112H5ZM22 110H23V109H22ZM24 110H25V109H24ZM52 110H53V109H52ZM115 110H116L115 112L118 113V112H117V109H115ZM152 110H153V109H152ZM203 110H204V109H203ZM240 110H241V109L239 108L238 111H240ZM14 111H15V110H14ZM16 111H17V110H16ZM180 111H181V110H180ZM184 111H185V110H184ZM191 111H192V110H191ZM199 111H200V110H199ZM199 111H198V112H199ZM207 111L205 110V113H207ZM241 111H242V110H241ZM21 112H22V111H21ZM23 112H24V111H23ZM26 112H28V111H26ZM105 112H106V111H105ZM113 112H114V111H113ZM189 112H190V111H189ZM189 112H188V113H189ZM230 112H231V111H230ZM233 112H234V111H233ZM242 112H244V111H242ZM247 112H248V111H247ZM255 112H256V111H255ZM261 112H262V111L260 110V112H258V113H261ZM102 113H103V110H102ZM116 113H115V114H116ZM165 113H166V112H165ZM175 113H176V112H175ZM178 113H179V111H178ZM184 113L186 114V112H184ZM199 113H200V112H199ZM205 113H204V114H205ZM210 113H211V112H210ZM234 113H235V112H234ZM21 114H22V113H21ZM21 114H20V115H21ZM42 114H43V113H42ZM46 114H47V113H46ZM50 114H51V113H50ZM50 114L48 115V117L50 116ZM107 114H108V116H109V113H107ZM110 114H111V113H110ZM162 114H163V113H162ZM180 114H183V112H180ZM193 114H195V112H194ZM208 114H209V113H207V117H208ZM238 114H240V113H238ZM245 114H247V113H245ZM0 115H1V114H0ZM17 115H18V114H17ZM103 115L105 116V114H103ZM113 115H114V114H113ZM113 115H112V116H113ZM189 115H190V114H189ZM200 115H201V114H200ZM209 115H210V114H209ZM241 115H242V114H241ZM1 116H2V115H1ZM14 116H15V114H13V117H14ZM21 116H22V115H21ZM95 116H97V115H95ZM98 116H100V113H99V112H98ZM98 116H97V117H98ZM110 116H111V115H110ZM110 116H109V117H110ZM159 116H160V115H159ZM183 116H185V115L183 114ZM186 116H187V115H186ZM191 116H192V115H191ZM198 116H199V115H198ZM202 116H203V115H202ZM205 116H206V115H205ZM211 116H212V115H211ZM232 116H233V115H232ZM236 116H237V115H236ZM50 117H51V116H50ZM72 117H73V116H72ZM93 117H94V116H93ZM113 117H114V116H113ZM175 117H176V116H175ZM70 118H71V117H70ZM95 118H96V117H95ZM100 118H101V117H100ZM185 118H186V117H185ZM190 118H191V117H190ZM230 118L233 119V117H230ZM238 118H239V117H238ZM242 118H243V115H242ZM20 119H21V118H20ZM22 119H23V118H22ZM22 119H21V120H22ZM46 119H47V118H46ZM110 119H111V118H110ZM169 119H170V118H169ZM173 119H174V118H173ZM191 119H193V117H192ZM235 119H236V118H235ZM249 119H250V118H249ZM259 119H260V118H259ZM17 120H18V119H17ZM47 120H48V119H47ZM94 120H95V119H94ZM117 120H118V119H117ZM167 120H168V119H167ZM179 120H180V119H179ZM214 120H215V119H214ZM214 120H213V121H214ZM262 120H263V119H262ZM18 121H20V120H18ZM24 121H25V120H24ZM24 121H23V122H24ZM48 121H50V118H49ZM87 121H88V120H87ZM87 121H86V122H87ZM89 121H90V120H89ZM95 121H96V120H95ZM107 121H108V120H107ZM152 121H153V120H152ZM154 121H155V120H154ZM170 121H171V120H170ZM174 121H175V120H174ZM176 121H177V120H176ZM188 121H189V120H188ZM194 121H196V119H195V120L193 119L191 122L194 123ZM242 121H243V119H242ZM242 121H241V122H242ZM245 121H247V120H245ZM5 122H6V120H5ZM5 122H4V123H5ZM14 122H16V121H14ZM14 122H13V123H14ZM26 122H27V121H26ZM33 122H34V121H33ZM46 122H47V121H46ZM46 122H44V123H45L44 125L47 124ZM61 122H62V121H61ZM110 122H111V121H110ZM110 122H109V123H110ZM149 122H150V121H149ZM157 122H158V121H157ZM159 122H160V121H159ZM177 122H179V121H177ZM177 122H176V123H177ZM180 122H181V120H180ZM191 122H190V123H191ZM202 122H203V121H202ZM257 122H258V121H257ZM98 123H99V122H98ZM161 123H162V122H161ZM167 123H168V121H167ZM207 123H209V122H207ZM236 123H237V122H236ZM247 123H249V122L247 121ZM6 124H7V123H6ZM6 124H5V125H6ZM8 124H11V122L8 123ZM34 124H35V122H34ZM48 124H49V123H48ZM128 124H129V123H128ZM128 124H127V126H128ZM134 124H135V123H134ZM171 124H172V123H171ZM171 124H169V125H171ZM180 124H181V123H179V125H180ZM183 124H184V123H183ZM195 124H196V123H195ZM199 124H200V123H199ZM243 124H244V123H243ZM252 124H253V122H252ZM3 125H4V124H3ZM20 125H21V124H20ZM20 125H19V126H20ZM22 125H23V124H22ZM40 125H41V124H40ZM42 125H43V124H42ZM95 125H96V124H95ZM151 125H153V124H151ZM156 125H157V124H156ZM163 125H165V127L168 126V125H166V122H165V124H163ZM173 125H174V124H173ZM187 125H188V124H187ZM190 125H191V124H190ZM193 125H194V124H193ZM196 125H197V124H196ZM205 125H206V123H205ZM211 125H212V124H211ZM237 125H238V124H237ZM240 125H241V124H240ZM247 125H248V124H247ZM250 125H251V124H250ZM160 126H161L160 129H161L163 126H162L161 124H160ZM194 126H195V125H194ZM197 126H198V125H197ZM197 126H195V127H197ZM206 126H207V125H206ZM220 126H221V125H220ZM252 126H253V125H252ZM1 127H2V125H1ZM3 127H4V126H3ZM24 127H25V125H24ZM30 127H31V126H30ZM41 127H42V126H41ZM43 127H44V126H43ZM43 127H42V128H43ZM122 127H123V126H122ZM124 127H126V126H124ZM124 127H123V128H124ZM139 127H140V126H139ZM158 127H159V126H158ZM170 127H173V126H170ZM174 127H175V126H174ZM191 127H192V126H191ZM210 127H211V126H210ZM217 127H218V126H217ZM237 127H238V126H237ZM244 127H245V126H244ZM259 127H260V126H259ZM9 128H10V126H9ZM17 128H18V127H17ZM17 128H16V129H17ZM42 128H40V129H42ZM130 128L132 129V127H130ZM152 128H153V127H152ZM154 128H155V127H154ZM176 128H177V127H176ZM181 128H182V127H181ZM201 128H202V126H201ZM235 128H236V127H235ZM235 128H234V129H235ZM256 128H257V127H256ZM260 128H261V127H260ZM13 129H14V128H13ZM55 129H56V128H55ZM137 129H138V128H137ZM160 129H159V130H160ZM171 129H172V128H171ZM179 129H180V128H178V130H179ZM182 129L184 130V128H182ZM182 129H181V131H182ZM206 129H207V128H206ZM222 129H223V128H222ZM234 129H233V130H234ZM4 130H5V129H4ZM11 130H12V129H11ZM17 130H18V129H17ZM42 130H43V129H42ZM125 130H126V129H125ZM134 130H135V131H138V130H136V127L134 128ZM159 130L157 129V131H159ZM164 130H165V129H164ZM185 130H187V129H185ZM196 130H197V128H196ZM218 130H219V129H218ZM8 131H10V129H9ZM38 131H40V130H38ZM54 131H55V130H54ZM141 131H142V130L140 129V132H141ZM209 131H210V130H209ZM238 131H239V130H238ZM246 131H247V130H246ZM29 132H30V131H29ZM82 132H83V131H82ZM125 132H126V131H125ZM147 132H148V131H147ZM147 132H146V133H147ZM159 132H160L159 134H161V131H159ZM184 132H185V131H184ZM186 132H188V131H186ZM189 132H190V130H189ZM202 132H203V131H202ZM234 132H237V131L234 130L233 133H234ZM242 132H243V131H242ZM248 132H249V131H248ZM3 133H7V132L5 131V132H3ZM71 133H72V132H71ZM71 133H70V134H71ZM84 133H85V132H84ZM86 133H87V132H86ZM133 133H136V132H133ZM133 133H132V130H131V133H130V134H133ZM152 133H153V131H152ZM182 133H183V132H182ZM198 133H199V132H198ZM249 133H250V132H249ZM1 134H2V133H1ZM1 134H0V135H1ZM46 134H47V133H46ZM66 134H67V133H66ZM93 134H94V132H93ZM123 134H125V133H123ZM136 134H138V133H136ZM147 134H148V133H147ZM164 134H165V133H164ZM164 134H163V136H164ZM171 134H172V133H171ZM184 134H185V133H184ZM187 134H189V133H187ZM238 134H239V133H238ZM238 134H237V136H238ZM242 134H243V133H242ZM242 134H239V136H243ZM252 134H253V133H252ZM255 134H256V133H255ZM5 135H6V134H5ZM7 135H9V134H7ZM13 135H15V134L13 133ZM25 135L27 136V132H26ZM82 135H83V134H82ZM133 135H134V134H133ZM154 135L157 136V135L155 134V132H154ZM166 135H168V134H166ZM203 135H204V134H203ZM217 135H218V134H217ZM259 135H260V133H259ZM26 136H25V137H26ZM139 136H141V135L139 134ZM159 136H160V135H159ZM205 136H206V135H205ZM209 136H210V135H209ZM228 136H229V135H228ZM246 136H247V134H246ZM249 136H250V138L252 137L251 135H249ZM254 136H255V135H254ZM262 136H263V135H261L260 138H262ZM21 137H22V136H21ZM78 137L80 138L79 135H78ZM90 137H91V136H90ZM118 137H119V136H118ZM169 137H170V136H169ZM172 137H173V136H172ZM172 137H171V138H172ZM177 137H178V136H177ZM183 137H184V136H183ZM202 137H203V136H202ZM230 137H231V133H230ZM232 137H235V135L232 136ZM232 137H231V138H232ZM243 137H244V136H243ZM23 138H24V137H22V139H23ZM85 138H86V137H85ZM85 138H84V139H85ZM119 138H121V136H120ZM126 138H127V137H126ZM155 138H156V137H155ZM160 138H161V137H160ZM165 138H166V137H165ZM165 138H162V140L165 139ZM178 138H179V137H178ZM184 138H185V137H184ZM204 138H205V137H204ZM206 138H207V137H206ZM210 138H211V136H210ZM210 138H209V139H210ZM228 138H229V137H228ZM239 138H240V137H239ZM260 138H259V139H260ZM24 139H25V138H24ZM24 139H23V140H24ZM94 139L96 140V138H94ZM123 139H124V138H123ZM137 139H138V137H137ZM140 139H141V138H140ZM142 139H143V140H141V141H144V137H143ZM168 139H169V138H168ZM168 139H167V142H168ZM180 139H182V138L180 137ZM235 139H237V138L235 137L234 140H235ZM240 139H241V138H240ZM263 139H264V138H263ZM263 139H262V140H263ZM73 140H74V138H73ZM75 140H77V136H76V139H75ZM131 140H132V139H131ZM153 140H154V138H153ZM173 140H175V142H176V139L173 138ZM191 140H192V139H191ZM191 140H190V141H191ZM248 140H249V143H251V142H250V139H248ZM20 141H21V139H20ZM64 141H65V139H64ZM93 141H94V140H93ZM97 141H99V140H97ZM97 141H95V143H96ZM111 141H112V140H111ZM125 141H126V139H125ZM132 141H133V140H132ZM157 141H158V140H157ZM170 141H172V140H170ZM184 141H186V140H184ZM190 141H189V143H190ZM209 141H210V140H209ZM227 141H228V140H227ZM230 141H231V140H230ZM238 141H239V140H238ZM238 141H237V142H238ZM243 141H244V139H243ZM0 142H1V141H0ZM34 142H35V140H34ZM34 142H33V143H34ZM84 142H85V140H84ZM100 142H101V140H100ZM136 142H137V140H136ZM139 142H140V141H139ZM151 142H152V141H151ZM153 142H154V141H153ZM153 142H152V143H153ZM155 142H156V141H155ZM165 142H166V141L164 140V144H165ZM178 142H179V140H178ZM202 142H203V141H202ZM18 143H19V142H18ZM20 143H22V141H21ZM33 143H32V144H33ZM64 143H65V142H64ZM71 143H72V142H71ZM104 143L106 144V142H104ZM125 143H126V142H125ZM133 143H135V142H133ZM143 143H144V142H143ZM143 143H142V146L144 147L145 144L143 145ZM148 143H150V142H148ZM148 143H146V144H148ZM156 143H157V142H156ZM191 143H192V142H191ZM195 143H197V141H196ZM229 143H230V142H229ZM231 143H232V141H231ZM231 143H230V145H231ZM235 143H236V141H235ZM235 143L233 144L234 146L237 145V143H236V144H235ZM239 143H240V142H239ZM246 143H248V142L246 141ZM252 143H253V141H252ZM260 143H261V142H260ZM2 144H3V143H2ZM34 144H35V143H34ZM34 144H33V145H34ZM87 144H88V143H87ZM105 144H104V145H105ZM157 144H158V143H157ZM164 144H162V145L164 146ZM187 144H188V142H187ZM202 144H205V143H201V145H202ZM3 145H4V144H3ZM7 145H8V144H7V142H6V146H7ZM74 145H75V144H74ZM97 145H98V143H97ZM167 145H168V144H167ZM188 145H189V144H188ZM197 145H198V144H197ZM213 145H214V144H213ZM227 145H228V144H227ZM86 146H88V145H85V147H86ZM147 146H148V145H147ZM175 146H176V145H175ZM189 146H190V145H189ZM215 146H216V145H215ZM234 146H233V147H234ZM252 146H253V145H252ZM254 146H256V145H254ZM7 147H8V146H7ZM76 147H78V145H77ZM105 147H106V145H105ZM108 147H109V146H108ZM134 147H135V146H134ZM168 147H169V146H168ZM176 147H177V146H176ZM192 147H193V146H192ZM192 147H191V148H192ZM195 147H196V146H195ZM195 147H194V148H195ZM197 147L199 148V146H197ZM197 147H196V148H197ZM219 147H220V146H219ZM229 147H230V146H229ZM8 148H9V151L12 149L11 146H9ZM13 148H14V147H13ZM80 148H82V145L80 146ZM80 148L78 147V149H80ZM87 148H88V147H87ZM102 148H104V147H102ZM128 148H129V147H128ZM148 148H150V147H148ZM161 148H162V147H161ZM205 148H206V147H205ZM217 148H218V147H217ZM234 148L237 149L236 147H234ZM38 149H39V148H38ZM52 149H53V148H52ZM116 149H117V147H116ZM116 149H115V150H116ZM123 149H124V148H123ZM130 149H131V148H130ZM130 149H129V150H130ZM133 149H134V148H133ZM162 149H164V148H162ZM176 149H177V148H175V150H176ZM186 149H187V148H186ZM186 149H185V150H186ZM220 149H221V148H220ZM232 149H233V148H232ZM238 149H239V148H238ZM255 149H256V148H255ZM14 150H16V149H14ZM71 150H72V149H71ZM83 150H85V149H83ZM104 150H105V149H104ZM135 150H136V148H135ZM142 150H143V149H142ZM142 150H141V151H142ZM156 150H158V149L156 148ZM170 150L172 151V149H170ZM173 150H174V148H173ZM179 150H181V147H180ZM187 150H189V149H187ZM192 150H193L192 152L194 153V149H193V148H192ZM198 150H199V149H198ZM203 150L206 151L205 149H203ZM209 150H210V149H209ZM227 150H228V149H227ZM227 150H226V151H227ZM256 150H257V149H256ZM68 151H69V149H68ZM89 151H90V150H89ZM102 151H103V150H102ZM150 151H151V150H150ZM159 151H160V150H159ZM190 151H191V150H190ZM232 151H233V150H232ZM238 151H239V150H238ZM246 151H247V149H246ZM163 152H164V151H163ZM177 152H178V150H177ZM180 152H181V151H180ZM182 152H183V151H182ZM186 152H187V151H186ZM223 152H224V151H223ZM229 152H231V151H229ZM247 152H248V151H247ZM10 153H11V152H10ZM89 153H90V152H89ZM89 153H88V154H89ZM104 153H105V152H104ZM120 153H121V152H120ZM127 153H128V152H127ZM129 153H130V151H129ZM157 153H158V152H157ZM161 153H162V152H161ZM175 153H176V152H175ZM189 153H190V152L188 151L186 154H189ZM241 153H242V152H241ZM82 154H83V153H82ZM84 154H85V153H84ZM145 154H146V153H145ZM152 154H153V153H152ZM162 154H163V153H162ZM176 154L179 155L178 153H176ZM176 154H175V155H176ZM186 154H183V155H185V156L187 157ZM204 154H205V153H204ZM232 154H234V153H231V155H232ZM237 154H238V153H237ZM237 154H236V155H237ZM245 154H246V153H245ZM123 155H124V154H123ZM132 155H133V154L131 153L130 156H132ZM172 155H173V154H172ZM172 155L169 153V156H172ZM177 155H176V157H177ZM181 155H182V154H181ZM192 155H193V154H192ZM206 155H207V154H206ZM211 155H212V152H211ZM231 155H228V156L230 157ZM249 155H250V154H249ZM251 155H252V152H251ZM251 155H250V157H251ZM257 155H258V154H257ZM49 156H50V155H49ZM124 156H125V155H124ZM128 156H129V154H128ZM158 156H159V155H158ZM185 156H184V157H185ZM188 156H189V155H188ZM225 156H226V155H225ZM254 156H255V155H254ZM260 156H261V155H260ZM163 157H164V156H163ZM165 157H166V156H165ZM165 157H164L163 161L165 160V162H167L166 159H165ZM167 157H168V156H167ZM176 157L173 156V158H176ZM197 157H198V155H197ZM237 157H238V156H237ZM239 157H240V156H239ZM243 157H244V156H243ZM247 157H248V156H247ZM121 158H122V156H121ZM121 158H120V159H121ZM123 158H124V157H123ZM144 158H145V156H144ZM159 158H162L161 155H160ZM159 158H158V160H159ZM179 158H180V157H179ZM188 158H189V157H188ZM190 158H192V157H190ZM195 158H196V154H195ZM195 158H193V159H195ZM226 158H228V157L226 156ZM244 158H245V157H244ZM0 159H1V158H0ZM111 159H112V158H111ZM125 159H126V158H125ZM130 159H133V158L130 157ZM130 159H129V160H130ZM151 159H152V160H151ZM167 159H168V158H167ZM169 159H171V157H170ZM184 159H185V158H184ZM184 159H182V160H184ZM198 159L200 160V158H197V160H198ZM201 159H202V158H201ZM239 159H240V158H239ZM245 159H246V158H245ZM251 159H252V158H251ZM254 159H255V158H254ZM135 160H136V159H135ZM145 160H146V159H145ZM150 160L153 161V156H152V158H150ZM158 160H157V161H158ZM160 160H161V159H160ZM175 160H176V159H175ZM180 160H181V159H180ZM190 160H191V159H190ZM202 160H204V159H202ZM240 160H241V159H240ZM33 161H34V160H33ZM97 161H98V160H97ZM126 161H128V160H126ZM130 161H133V160H130ZM137 161H138V160H137ZM143 161H144V160H143ZM146 161H147V160H146ZM151 161H150V162H151ZM169 161H170V160H169ZM169 161H168V162H169ZM184 161H185V160H184ZM191 161H192V160H191ZM191 161H190V162H191ZM193 161H194V160H193ZM228 161H229V160H228ZM232 161H234V158H233ZM235 161H236V160H235ZM235 161H234V162H235ZM242 161H244V159H243ZM245 161H246V160H245ZM245 161H244V162H245ZM248 161L250 162V160H248ZM251 161H252V160H251ZM255 161H256V160H255ZM1 162H2V160H1ZM113 162H114V161H113ZM116 162H117V161H116ZM120 162H122V160H120ZM138 162H139V161H138ZM147 162H148V161H147ZM171 162H173L174 165H175V166H174L175 168H173L172 170H173L174 172L177 171V170H179V168H178V169L176 168V164H175L176 162L179 163V161H175V162H174V160L172 161V159H171ZM181 162H183V161H181ZM194 162H195V161H194ZM201 162H202V161H200V163H201ZM230 162H231V161H230ZM257 162H258V161H257ZM126 163H127V162H126ZM126 163H125V164H126ZM131 163H132V165H133V162H131ZM131 163H127V164H128V165H131ZM134 163H135V162H134ZM145 163H146V162H145ZM155 163H156V161H155ZM157 163H158V162H157ZM160 163H162V162H160ZM169 163H170V162H169ZM173 163H171V164H173ZM183 163H184V162H183ZM183 163H182V165H181V168H182V166L184 165ZM187 163H188V162H187ZM187 163H186V165H187ZM192 163H193V162H192ZM210 163H211V162H210ZM245 163H246V162H245ZM245 163H244V164H245ZM44 164H45V162H44ZM68 164H70V163H68ZM109 164H110V162H109ZM125 164H123V166H124ZM135 164H136V163H135ZM147 164H148V163H147ZM150 164H154V163H150ZM158 164H159V163H158ZM171 164H169V165L171 166ZM249 164H250V163H249ZM255 164H256V163H255ZM72 165H73V164H72ZM111 165H112V164H111ZM132 165H131V166H132ZM137 165H138V164H137ZM137 165H136V166H137ZM139 165H141V164H139ZM139 165L137 166L138 168H139ZM144 165H145V164H144ZM163 165H165V164H163ZM169 165H168V166H169ZM195 165H196V164H194V166H195ZM16 166H17V165H16ZM20 166H21V165H20ZM108 166H110V165H108ZM114 166H115V164H114ZM123 166H122V167H123ZM131 166H129V167H131ZM134 166H135V165H134ZM134 166H133V167H134ZM136 166H135V167H136ZM142 166H143V165H142ZM154 166H155V165H154ZM158 166H159V165H158ZM158 166H157V167H158ZM160 166H161V165H160ZM196 166H197V165H196ZM196 166H195V167H196ZM224 166H225V165H224ZM228 166H231V165H229V162L227 163L226 167H228ZM256 166H257V165H256ZM263 166H264V165H263ZM177 167H178V166H177ZM179 167H180V166H179ZM236 167H237V166H236ZM58 168H59V167H58ZM60 168H61V167H60ZM66 168H67V167H66ZM110 168H111V167H110ZM118 168H119V167H118ZM148 168H149V166H148ZM150 168H151V167H150ZM150 168H149V169H150ZM153 168H154V167H153ZM163 168H164V166H163ZM186 168H187V167H185V169H186ZM192 168H193V167H192ZM212 168H213V167H212ZM230 168H231V167H230ZM230 168H228V169H230ZM237 168H238V167H237ZM67 169H68V168H67ZM79 169H80V168H79ZM84 169H85V168H84ZM94 169H95V166H94ZM107 169H108V168H107ZM111 169H112V168H111ZM119 169H120V168H119ZM124 169H125V167H124ZM127 169H128V168H127ZM127 169H126V170H127ZM134 169H136V168H134ZM134 169H133V170H134ZM142 169H143V168H142ZM164 169H165V168H164ZM164 169H163V170H164ZM166 169H168V167H167ZM166 169H165V171H166ZM174 169H175V170H174ZM187 169H188V168H187ZM216 169H217V168H216ZM231 169H232V168H231ZM235 169H236V168H235ZM253 169H254V168H253ZM253 169H251V170L254 172L255 169H254V170H253ZM88 170H89V169H88ZM121 170H122V169H121ZM150 170H151V169H150ZM163 170L160 171V170L158 169V171H157V170H156V171H157V172L160 171V173H161ZM169 170H171V167H170ZM219 170H220V168H219ZM236 170H237V169H236ZM236 170H235V171H236ZM239 170L241 171V168H240ZM244 170H245V167H244ZM246 170H247V166H246ZM65 171H66V170H65ZM82 171H83V170H82ZM138 171H140V170H138ZM138 171H137V172H138ZM207 171H208V170H207ZM214 171H215V169H214ZM229 171H231V170H229ZM233 171H234V170H233ZM235 171H234V172H235ZM240 171H239V172H240ZM249 171H250V170H249ZM252 171H251V173H252ZM255 171H256V170H255ZM17 172H18V171H17ZM79 172H80V171H79ZM93 172H94V171H93ZM127 172H129V169L125 172V174H126ZM135 172H136V171H135ZM137 172H136V174H137ZM219 172H220V171H219ZM219 172H218V173H219ZM227 172H228V171H227ZM239 172H238V175H236L237 177L240 176V175H239ZM111 173H112V172H111ZM123 173H124V172H123ZM138 173H140V172H138ZM165 173H166V172H165ZM214 173H217V171H215V172H213V173H212V171H210V174H214ZM236 173H237V172H236ZM241 173H242V171H241ZM79 174H81V173H79ZM82 174H84V173H82ZM88 174H89V173H88ZM105 174H106V173H105ZM108 174H109V173H108ZM114 174H116V173H113L112 176H113ZM119 174H121V173H119ZM144 174H145V172H144ZM144 174H142V175H144ZM163 174H164V173H163ZM185 174H187V173H185ZM202 174H203V173H202ZM242 174H245V175H246L245 172L242 173ZM242 174H241V175H242ZM8 175H9V174H8ZM59 175H60V174H59ZM72 175H73V174H72ZM127 175H128V174H127ZM127 175H126V177L124 176V179L128 177ZM138 175H139V174H138ZM183 175H184V174H183ZM112 176H110V180H111ZM116 176H117V175H116ZM140 176H141V173H140ZM144 176H145V175H144ZM144 176H143V177H144ZM146 176H147V174H146ZM149 176H150V175H149ZM185 176H186L185 179H188V178H189V177L187 178V175H185ZM212 176H214V175H212ZM219 176H220V175H219ZM228 176H229V175H228ZM243 176H244V175H243ZM252 176H253V175H252ZM257 176H258V175H257ZM260 176H261V175H260ZM263 176H264V175H263ZM75 177H76V176H75ZM81 177H82V176H81ZM108 177H109V176L107 175V178H108ZM130 177H131V176H130ZM130 177H128V178H130ZM132 177H133V175H132ZM132 177H131V178H132ZM134 177H136V176H134ZM134 177H133V178H134ZM183 177H184V176H183ZM205 177H206V176H205ZM249 177H250V176H249ZM62 178H63V177H62ZM64 178H65V177H64ZM77 178H78V177H77ZM79 178H80V176H79ZM107 178H106V179H107ZM203 178H204V177H203ZM242 178H243V177H242ZM242 178H241V179H242ZM252 178H253V177H252ZM259 178H260V177H259ZM5 179H6V178H5ZM81 179H82V178H80V182H83V181H81ZM86 179H87V178H86ZM104 179H105V178L103 177L102 183L104 182ZM122 179H123V178H122ZM145 179H146V178H145ZM218 179H219V178H218ZM231 179H232V178H231ZM238 179H239V177L237 178V180H238ZM245 179H246V178H245ZM247 179H248V177H247ZM247 179H246L245 181H247ZM256 179H257V178H256ZM256 179H255V181H256ZM262 179H263V178L261 177L260 180H262ZM49 180H50V179H49ZM88 180H89V179H88ZM131 180H132V179H131ZM131 180H130V182H131ZM189 180H190V179H189ZM202 180H203V179H202ZM216 180H217V179H216ZM228 180H229V179H228ZM233 180H234V177H233ZM248 180H250V179H248ZM257 180H258V179H257ZM53 181H54V179H53ZM106 181H107V180H106ZM106 181H105V182H106ZM115 181H117V180H115ZM167 181H168V180H167ZM183 181H184V180H183ZM258 181H259V180H258ZM4 182H5V181H4ZM50 182H51V181H50ZM54 182H55V181H54ZM108 182H109V181H108ZM123 182H124V181H123ZM125 182L127 183L126 180H125ZM128 182H129V180H128ZM140 182H141V181H140ZM190 182L193 183L192 180H191ZM190 182H189V185H191ZM219 182H220V181H219ZM230 182H231V181H230ZM67 183H68V182H67ZM78 183H79V181H78ZM121 183H122V182H121ZM132 183L135 184L134 181H133ZM143 183H144V182H143ZM173 183L175 184L176 182L173 181ZM187 183H188V182H187ZM207 183L209 184V182H207ZM207 183H206V184H207ZM239 183H240V182H239ZM255 183H256V182H255ZM2 184H3V183H2ZM45 184H46V183H45ZM52 184H53V182H52ZM84 184L86 185V183H83V185H84ZM87 184H88V183H87ZM108 184H110V183H108ZM112 184H113V183H112ZM118 184H119V183H118ZM122 184H124V183H122ZM133 184H131V185H133ZM137 184H138V183H137ZM161 184H162V182H161ZM167 184H168V182H167ZM167 184H166V185H167ZM243 184H244V182H243ZM243 184H241L240 186H242ZM252 184H254V180H253V183H252ZM252 184H251V185H252ZM53 185H56V184H53ZM63 185H64V184H63ZM72 185H73V184H72ZM106 185H107V182H106ZM135 185H136V184H135ZM155 185H156V184H155ZM163 185H164V184H163ZM166 185L163 186V187H165V189H166ZM193 185H194V184H193ZM202 185H204V184L202 183ZM228 185L230 186L231 184L229 183ZM73 186H74V185H73ZM107 186H108V185H107ZM121 186H122V185H121ZM133 186H134V185H133ZM152 186H154L153 183H152ZM173 186H174V185H173ZM173 186H172V184H171L170 187L172 188ZM204 186H205V185H204ZM245 186H246V185H245ZM249 186H250V185H249ZM260 186H261V185H259V187H260ZM114 187H115V186H114ZM116 187H117V186H116ZM126 187H128V186H126ZM126 187H123V188H126ZM130 187H131V186H130ZM130 187H129V188H130ZM134 187H135V186H134ZM154 187H155V186H154ZM154 187H152V188H154ZM193 187H194V186H193ZM193 187L191 186L192 189H193ZM208 187H209V186H208ZM222 187L225 188V186H222ZM29 188H30V186H29ZM75 188H76V187H75ZM85 188H86V187H85ZM102 188H103V187H102ZM112 188H113V187H112ZM112 188H111V191L113 192ZM131 188H132V187H131ZM142 188H143V187H142ZM201 188H202V187H201ZM206 188H207V187H206ZM224 188H223V189H224ZM244 188H245V187H244ZM244 188H243V189H244ZM249 188H250V187H249ZM261 188H262V186H261ZM40 189H41V188H40ZM115 189H116V188H115ZM165 189H164V190H165ZM169 189H170V188H169ZM169 189H168V190H169ZM174 189H175V187H174ZM174 189H173V191H174ZM181 189H182V188H181ZM211 189H212V188H211ZM228 189H229V187H228ZM74 190H75V189H74ZM77 190H78V189H77ZM77 190H76V191H77ZM105 190H106V189H105ZM116 190H117V189H116ZM120 190H121V189H120ZM161 190H162V189H161ZM164 190H162L163 193L165 192ZM166 190H167V189H166ZM168 190H167V191H168ZM186 190H187V188H186ZM186 190H185V191H186ZM188 190H189V188H188ZM201 190H202V189H201ZM204 190H205V189H204ZM220 190H221V189H220ZM244 190H245V189H244ZM32 191H33V190H32ZM67 191H69V190H67ZM103 191H104V189H103ZM142 191H143V189H142ZM175 191H176V190H175ZM225 191L227 192V190H225ZM242 191H243V190H242ZM70 192H71V191H70ZM80 192H81V191H80ZM98 192H99V191H98ZM98 192H97V193H98ZM107 192H109V191H108V188H107ZM119 192H120V191H119ZM131 192H132V191H131ZM133 192H134V191H133ZM148 192H150V190H149ZM160 192H161V191H160ZM205 192H206V191H205ZM232 192H233V191H232ZM232 192H231V193H232ZM234 192H235V191H234ZM243 192H245V191H243ZM100 193H101V192H100ZM102 193H103V192H102ZM102 193H101V194H102ZM151 193H152V192H151ZM151 193H150V194H151ZM175 193H176V192H175ZM175 193H174V194H175ZM187 193H188V192H186V195H187ZM193 193H195V192H194V189H193ZM200 193H201V192H200ZM202 193H203V191H202ZM208 193H210V191H209ZM241 193H242V192H241ZM66 194H67V193H66ZM78 194H79V193H78ZM101 194H100V196H101ZM108 194H110V192H109ZM111 194H112V193H111ZM111 194H110V195H111ZM113 194H114V193H113ZM121 194H122V193H121ZM131 194H132V193H131ZM133 194H135V193H133ZM142 194H143V192H142ZM146 194H147V193H146ZM170 194H171V192H170ZM189 194H190V193H189ZM210 194H211V193H210ZM214 194H215V192H214ZM243 194H245V193H243ZM262 194H263V192H262ZM32 195H33V194H31V197H30V198H32ZM72 195H73V194H72ZM96 195H97V194H96ZM104 195H105V194H104ZM104 195H103V196H104ZM136 195H138V194L136 193V194L134 195V197H135ZM147 195H148V194H147ZM151 195H152V194H151ZM164 195H165V194H164ZM166 195L168 196V194H166ZM176 195H177V194L173 195L174 198H175ZM205 195H207V196L209 197V195H208L207 193H206ZM218 195H219V194H218ZM230 195H231V194H230ZM98 196H99V195H98ZM105 196H106V195H105ZM108 196H109V195H107V197H108ZM114 196H115V195H114ZM126 196H127V195H126ZM149 196H150V195H149ZM58 197H59V196H58ZM72 197H73V196H72ZM78 197H79V196H78ZM116 197H117V196H116ZM128 197H129V196H128ZM130 197H131V196H130ZM139 197H140V196H139ZM176 197H177V196H176ZM198 197H199V196H198ZM216 197H218V196H216ZM216 197L214 196V198H216ZM220 197H221V196H220ZM236 197H239V196H236ZM263 197H264V196H263ZM263 197H261V198H263ZM68 198H69V197H68ZM85 198H86V197H85ZM108 198H109V197H108ZM113 198H115V197H113ZM113 198H111V200L108 199V200L110 201V204H109V205L106 203V202H109V201H108V200L106 201L107 198H105L104 201H106V202H105V203L102 202L103 205L105 204V207H106L107 205H108V206L113 205L114 202H115L114 200H112ZM132 198H133V196H132ZM132 198H130L129 200H132ZM135 198H136V197H135ZM141 198H143V196H142ZM145 198H147V197H145ZM152 198H153V195H152ZM152 198H151V199H152ZM188 198H189V197H188ZM199 198H200V197H199ZM212 198H213V197H212ZM93 199H94V198H93ZM101 199H102V198H101ZM139 199H140V198H139ZM149 199H150V198H149ZM155 199H156V198H155ZM172 199H173V198H172ZM184 199H185V197H184ZM196 199H197V198H196ZM207 199H208V198H207ZM209 199H210V198H209ZM234 199H235V198H234ZM234 199H233V201H234ZM41 200H42V199H41ZM95 200H96V199H95ZM115 200H116V199H115ZM125 200H127V199H125ZM125 200H124L123 203H125ZM134 200H135V199H134ZM143 200H144V199H143ZM163 200H164V199H163ZM173 200H174V199H173ZM191 200H192V199H191ZM197 200H198V199H197ZM230 200H232V199H230ZM250 200H251V199H250ZM29 201H30V200H29ZM59 201H61V200L58 199V202H59ZM66 201H67V199H66ZM71 201H72V200H71ZM71 201H70V202H71ZM113 201H114V202H113ZM144 201H146V200H144ZM165 201H166V199H165ZM165 201H164V202H165ZM167 201L172 202V201H170V200H168V199H167ZM179 201H180V200H179ZM187 201H188V200H187ZM240 201L243 202L242 199H241ZM55 202H56V201H55ZM112 202H113V203H112ZM127 202H128V201H127ZM129 202H130V201H129ZM132 202H133V201H132ZM147 202H148V201H147ZM164 202H163V203H164ZM169 202H168V203H169ZM181 202H183V201H181ZM192 202H193V200H192ZM192 202H191V203H192ZM211 202H212V200H211ZM238 202H239V201H238ZM74 203H75V202H74ZM111 203H112V204H111ZM116 203H117V202H116ZM130 203H131V202H130ZM133 203H135V202H133ZM136 203H137V201H136ZM141 203H142V202H139V204H141ZM148 203H149V202H148ZM151 203H152V205H153V202H151ZM151 203H149V204H151ZM160 203H161V202H160ZM168 203H167V204H168ZM173 203H174V201H173ZM173 203H171V206H172ZM185 203H186V202H185ZM187 203H188V202H187ZM196 203H198V202H195V205H197ZM206 203H207V202H206ZM206 203H205V205H206ZM212 203H214V202H212ZM212 203H211V204H212ZM55 204H56V203H55ZM55 204H54V206H55ZM59 204H60V203H59ZM71 204H72V203H71ZM76 204H77V203H76ZM139 204H138V205H139ZM143 204H144V202H143ZM161 204H162V203H161ZM180 204H181V203H180ZM180 204H179V205H180ZM208 204H209V203H208ZM215 204H216V203H215ZM251 204H252V203H251ZM260 204H261V202H260ZM50 205H51V204H50ZM81 205H82V204H80L79 207H81ZM91 205H92V204H91ZM91 205H90V206H91ZM114 205H115V204H114ZM117 205H118V204H117ZM128 205H131V204H128ZM128 205H127V206H128ZM138 205H137V206H138ZM152 205H151V206L149 205V206L152 207ZM185 205H186V204H184V206H185ZM199 205H200V204H199ZM213 205H214V204H213ZM29 206H30V205H29ZM35 206L38 207V205H35ZM40 206H41V205H40ZM67 206H68V204H67ZM67 206H66V207H67ZM108 206H107V209H110V208H108ZM123 206H124V205H123ZM160 206H161V205H160ZM163 206H164V205H163ZM163 206H162V207H163ZM166 206H167V205H166ZM166 206L163 207V208L166 209ZM169 206H170V204H169ZM171 206H170V209H171ZM173 206H174V205H173ZM173 206H172V207H173ZM177 206H178V205H177ZM218 206H219V205H218ZM218 206H217V207H218ZM237 206H238V205H237ZM43 207H44V206H43ZM50 207H51V206H50ZM102 207H104V206H102ZM112 207H113V206H112ZM112 207H111V209H112ZM132 207H133V206H132ZM139 207H142V205L139 206ZM146 207H147V205H146ZM154 207H158V205H157V206L154 205ZM174 207H175V206H174ZM182 207H183V205H182ZM182 207H181V208H182ZM185 207H187V206H185ZM206 207H207V206H206ZM244 207H247V206L244 205ZM30 208H31V207H29V209H30ZM48 208H49V207H48ZM56 208H57V207H56ZM62 208H63V207H62ZM96 208H98V206H96ZM114 208H115V207H114ZM135 208H136V207H135ZM137 208H138V207H137ZM143 208H144V207H143ZM143 208H141V209H143ZM200 208H201V206H200ZM208 208H211V206H209ZM214 208H215V207H214ZM225 208H226V207H225ZM225 208H224V209H225ZM242 208H243V207H242ZM242 208H241V209H242ZM58 209H59V208H58ZM107 209H106V210H107ZM132 209H134V208H132ZM159 209H160V208H159ZM170 209H168V210H170ZM212 209H213V208H212ZM53 210H54V209H53ZM72 210H73V209H72ZM103 210L106 212L105 208H103ZM103 210H102V211H103ZM120 210H122V209H120ZM125 210H126V209H125ZM143 210H144V209H143ZM150 210H151V208H150ZM180 210H181V209H180ZM194 210H195V209H194ZM205 210H207V209H205ZM226 210H227V209H226ZM244 210H245V209H244ZM68 211H69V210H68V208H67V210H66L65 212L68 213ZM73 211H74V210H73ZM85 211H86V210H85ZM88 211H89V210H88ZM96 211H97V210H96ZM104 211H103V212H104ZM147 211H149V210H147ZM147 211H145L146 214L148 213ZM172 211H173V210H172ZM185 211H186V209H185ZM187 211H188V209H187ZM187 211H186V212H187ZM218 211H219V210H218ZM220 211H222V210H220ZM220 211H219V212H220ZM242 211H243V210H242ZM71 212H72V211H71ZM76 212H77V211H76ZM86 212H87V211H86ZM86 212H85L84 214H86ZM103 212H102V214H103ZM107 212H108V211H107ZM109 212H110V211H109ZM109 212H108V213H109ZM120 212H121V211H120ZM154 212H155V211H154ZM173 212H174V211H173ZM175 212H176V211H175ZM183 212H184V210H183ZM183 212H182V213H183ZM186 212H185V215H189V214H186ZM189 212H190V211H189ZM196 212H197V211H196ZM200 212H201V211H200ZM222 212H223V214H224V211H222ZM222 212H221V213H222ZM226 212H227V211H226ZM240 212H241V211H240ZM39 213H40V212H38V214H39ZM41 213H42V212H41ZM49 213H50V212H49ZM134 213H135V212H134ZM137 213H138V212H137ZM137 213H135V214H137ZM167 213H168V212H167ZM169 213L172 214V212H169ZM177 213H181V212L178 211ZM182 213H181V214H182ZM187 213H188V212H187ZM201 213H202V212H201ZM201 213H199V214H201ZM241 213H244V212H241ZM44 214H45V213H44ZM47 214H48V213H47ZM50 214H51V213H50ZM75 214H76V213H75ZM75 214H74V215H75ZM91 214H92V213H91ZM100 214H101V213H100ZM100 214L98 213V215H100ZM105 214H106V213H105ZM105 214L102 215L103 218H104V215H105ZM110 214H111V213H110ZM129 214H130V213H129ZM129 214H128V215H129ZM135 214H134V215H135ZM148 214H149V213H148ZM151 214H153V212H152ZM181 214H180L179 216H176L177 214L175 213L174 216H175V217H180ZM183 214H184V213H183ZM218 214H219V213H218ZM237 214H238V213H236V215H237ZM64 215H65V214H64ZM70 215H71V214H70ZM98 215H97V216H98ZM117 215H118V214H117ZM117 215H116V216H117ZM125 215H126V214H124V216H125ZM139 215H140V214H139ZM144 215H145V214H144ZM224 215H225V214H224ZM224 215H223V216H224ZM66 216H67V215H66ZM66 216H65V218H66ZM68 216H69V215H68ZM88 216H89V215H88ZM91 216H92V215H91ZM131 216H133V215H131ZM136 216H137V215H136ZM136 216H134V217H136ZM140 216H141V215H140ZM142 216H143V214H142ZM145 216H146V215H145ZM152 216H154V214H153ZM190 216H191V215H190ZM34 217H35V214H34ZM63 217H64V216H63ZM69 217H70V216H69ZM81 217H82V216H81ZM83 217H84V216H83ZM86 217H87V216H86ZM107 217H108V215H107ZM119 217H121V216L119 215ZM128 217H129V220H130V216H128ZM128 217H127V218H128ZM134 217H131V218L134 219ZM143 217H144V216H143ZM147 217H148V216H146V218H147ZM149 217H150V216H149ZM159 217H160V216H159ZM220 217H221V216H220ZM260 217H261V216H260ZM262 217H263V216H262ZM67 218H68V217H67ZM88 218H89V217H88ZM90 218H91V217H90ZM98 218H99V217H98ZM101 218H102V217H101ZM127 218H125V219H127ZM140 218H141V217H140ZM156 218H157V217H156ZM160 218H161V217H160ZM162 218H163V217H162ZM166 218H167V217H166ZM180 218H181V217H180ZM180 218H179V219H176V220H180V221H182V220H181L182 218H181V219H180ZM187 218H188V217H187ZM187 218H186V219H187ZM189 218H190V217H189ZM189 218H188V219H189ZM191 218H193V217L191 216ZM210 218H211V217H210ZM214 218H215V217H214ZM218 218H219V217H218ZM225 218H226V217H225ZM225 218H223V219H225ZM41 219H43V218H41ZM51 219H52V218H51ZM77 219H78V218H77ZM77 219H76V220H77ZM80 219H81V218H80ZM84 219H85V217L82 219V221H83ZM106 219H107V218H106ZM106 219H105V220H106ZM118 219H120V218H118ZM123 219H124V218H123ZM132 219H131V221H133ZM137 219H138V217H137ZM157 219H158V218H157ZM163 219H164V218H163ZM188 219H187V220H188ZM260 219L264 221V219H262V218H260ZM48 220H49V219H48ZM59 220H60V219H59ZM86 220H87V219H85V221H86ZM89 220H90V219H89ZM91 220H92V218H91ZM91 220H90V223H88V224H93V223H91ZM105 220H104V221H105ZM127 220H128V219H127ZM134 220H135V219H134ZM152 220H154V219H152ZM158 220H159V223L157 224V226L160 224V220H161V219H158ZM183 220H184V218H183ZM187 220H186V221H187ZM196 220H197V219H196ZM216 220H218V219H216ZM219 220H220V218H219ZM9 221H10V220H9ZM77 221H78V220H77ZM102 221H103V220H102ZM116 221H118V220H116ZM122 221H123V220H122ZM122 221H120V223H121ZM139 221H140V219H139ZM142 221H143V220H142ZM145 221H146V220H145ZM155 221H156V220H155ZM184 221H185V220H184ZM186 221H185V222H186ZM192 221H194V220L192 219ZM6 222H7V221H6ZM42 222H43V221H42ZM60 222H61V221H60ZM65 222H67V220H65ZM78 222H79V221H78ZM87 222H88V221H86L85 223L87 224ZM93 222H94V221H93ZM96 222H97V221H96ZM99 222H100V218H99ZM112 222H113V221H112ZM146 222H147V221H146ZM161 222H162V221H161ZM166 222H168V221L166 220ZM187 222H188V223H187ZM187 222H186L187 224L185 223L184 225H189V223H191V220H190V221H187ZM240 222H241V221H240ZM246 222H248V220H247ZM246 222H244V223H246ZM3 223H4V221H3ZM38 223H39V221H38ZM63 223H64V222H63ZM118 223H119V222H118ZM118 223H117V225H118ZM124 223H125V222H124ZM124 223H121V224H124ZM131 223H132V222H131ZM136 223H137V221H136ZM138 223H140V222H138ZM144 223H145V222H144ZM149 223H150V222H149ZM155 223H156V222H155ZM164 223H165V222H164ZM171 223H172V222H171ZM260 223H261V222H260ZM28 224H29V223H28ZM39 224H41V223H39ZM47 224H48V221H47ZM60 224H62V223H60ZM60 224H59V225H60ZM86 224H85V225H86ZM99 224H101V223H99ZM105 224H106V223H105ZM128 224H129V222H128ZM146 224H147V223H146ZM180 224H181V222H180ZM225 224H226V223H225ZM25 225H26V224H25ZM30 225H31V224H30ZM49 225H50V224H49ZM57 225H58V224H57ZM62 225H63V224H62ZM76 225H77V224H76ZM106 225H107V224H106ZM117 225H116V226H117ZM126 225H127V224H126ZM134 225H135V224H134ZM134 225H132V226L135 227ZM137 225L142 226V223H141V224H137ZM147 225H148V224H147ZM162 225H163V223H162ZM165 225H167V226L169 227V224H168V223H167V224L165 223ZM172 225H173L172 228L174 229V227H175L177 224H176L175 226H174V224H172ZM178 225H179V222H178ZM194 225H195V224H194ZM210 225H211V224H210ZM248 225H249V224H248ZM3 226H4V225H3ZM55 226H56V225H55ZM60 226H61V225H60ZM63 226H64V225H63ZM74 226H75V224H74ZM83 226H84V224H83ZM86 226H88V225H86ZM86 226H84V228H85ZM91 226H92V225H91ZM97 226H98V225H97ZM119 226H120V225H119ZM132 226H131V224H130V227H132ZM191 226H192V225H191ZM213 226H215V225H213ZM245 226H246V224H245ZM250 226H253V225L250 224L249 227H250ZM67 227H68V226H67ZM81 227H82V225H81ZM88 227H89V226H88ZM95 227H96V226H95ZM124 227H125V225H124ZM127 227H128V226H126L125 228H127ZM133 227H132V228H133ZM143 227H144V224H143ZM148 227H149V226H148ZM151 227H152V226H151ZM154 227H155V226H154ZM154 227H153V228H154ZM159 227H160V226H159ZM165 227H166V226H165ZM179 227H181V226L179 225ZM224 227H225V226H224ZM237 227H239V226L237 225ZM5 228L7 229V227H5ZM32 228H33V227H32ZM57 228H59V227H57ZM72 228H73V227H72ZM84 228H83V229H84ZM92 228H93V227H92ZM96 228H97V227H96ZM96 228H95V229H96ZM108 228H109V225H108ZM116 228H117V227H116ZM149 228H150V227H149ZM166 228H167V227H166ZM170 228H171V227H170ZM181 228H185V227H181ZM192 228H193V227H192ZM227 228H228V227H227ZM245 228H247V227H245ZM245 228H244V229H245ZM250 228H251V227H250ZM51 229H52V228H51ZM54 229H55V228H54ZM54 229H53V230H54ZM59 229H60V228H59ZM75 229H76V227H75ZM93 229H94V228H93ZM98 229H99V228H98ZM121 229H122V228H121ZM127 229H129V228H127ZM138 229H139V228H138ZM138 229H137V227H136L135 231L138 230ZM140 229H141V228H140ZM159 229H160V228H159ZM161 229H163V228H161ZM176 229H177V228H176ZM179 229H180V228H179ZM186 229H187V227L185 228V230H186ZM222 229H223V228H222ZM237 229H238V228H236V231H237ZM240 229H241V228H240ZM244 229H243V231H244ZM247 229H248V228H247ZM252 229H253V228H252ZM30 230H31V229H30ZM62 230H63V228H62ZM80 230H81V229H80ZM103 230H104V229L102 228V231H103ZM106 230H107V229H106ZM108 230H109V229H108ZM123 230H124V229H123ZM132 230L134 231V229H132ZM147 230H148V229H147ZM149 230H150V229H149ZM152 230H153V229H152ZM152 230H151V231H152ZM154 230H155V229H154ZM154 230H153V231H154ZM207 230H209V229H207ZM210 230H211V229H210ZM234 230H235V229H234ZM250 230H251V229H250ZM256 230H257V228H256ZM8 231H9V230H8ZM31 231H32V230H31ZM54 231H56V230H54ZM71 231H72V230H71ZM73 231H74V230H73ZM84 231H85V230H84ZM90 231H91V230H90ZM92 231H93V230H92ZM99 231H101V227H100ZM118 231H119V230H118ZM125 231H126V229H125ZM133 231H131V232H133ZM135 231H134V232H135ZM145 231H146V230H145ZM161 231H162V230H161ZM164 231H165V230H164ZM173 231H174V230H173ZM173 231L171 230V231H170V234H172ZM175 231H176V230H175ZM175 231H174V232H175ZM178 231H179V230H178ZM182 231H183V230H182ZM189 231H192V230H189ZM221 231H222V230H221ZM221 231H220V232H221ZM224 231H225V230H224ZM241 231H242V230H241ZM248 231H249V229H248ZM251 231H252V230H251ZM51 232H52V230H51ZM93 232H94V231H93ZM111 232H112V231H111ZM116 232H117V231H116ZM120 232H121V234L123 233L122 231H120ZM120 232H119V233H120ZM127 232H128V230H127L126 232H124V234L127 233ZM129 232H130V231H129ZM131 232H130L129 234H131ZM134 232L132 233L133 236H134ZM138 232H143V231H139V230H138ZM146 232H147V231H146ZM148 232L150 233V231H148ZM154 232H155V231H154ZM171 232H172V233H171ZM222 232H223V231H222ZM257 232H258V231H257ZM77 233H78V232H77ZM77 233H76L75 236H77ZM79 233H80V232H79ZM81 233H83V231H82ZM81 233L79 234V236H80V235L82 236ZM101 233H102V232H101ZM105 233H106V231H105ZM119 233H118V234H119ZM162 233H163V232H162ZM249 233H250V232H249ZM249 233H248V234H249ZM54 234H55V233H54ZM57 234H59V233H57ZM70 234H71V233H70ZM73 234H75V232H73ZM83 234L86 235V233H83ZM107 234H108V231H107ZM127 234H128V233H127ZM129 234H128V235H129ZM135 234H137V233H135ZM154 234H155V233H154ZM170 234H169V235H170ZM188 234H190V233H188ZM241 234H242V232H241ZM243 234H246V232H244ZM248 234H247V237L249 236ZM251 234H252V232H251ZM251 234H250V235H251ZM92 235H93V233H92ZM99 235H100V234H99ZM111 235H112V233H111ZM113 235H114V232H113ZM115 235H116V234H115ZM122 235H123V234H122ZM139 235H140V234H139ZM33 236H34V235H33ZM38 236H39V235H38ZM89 236H90V235H89ZM102 236H106V235H102ZM133 236H131V238H132ZM147 236H148V235H147ZM149 236H152V235H149ZM149 236H148V237H149ZM154 236H155V235H154ZM154 236H152V237H154ZM174 236H175V235H174ZM176 236H177V235H176ZM185 236H186V235H185ZM239 236H241V235H239ZM258 236H259V235H258ZM51 237H53V236H51ZM107 237H108V236H107ZM112 237H113V236H112ZM136 237H138V236L136 235ZM145 237H146V235H145ZM148 237H147V238H148ZM241 237H242V236H241ZM247 237L245 238V240H244V239H242V240H244V242H245L246 239H247ZM53 238L56 240L57 236H56V238H55V236H54ZM53 238H52V239H53ZM81 238H82V237H81ZM90 238H92V237H90ZM99 238H100V237H99ZM102 238H103V237H102ZM126 238H127V236H126ZM131 238H130V239H131ZM139 238H140V237H139ZM156 238H157V236H156ZM169 238H171V237H169ZM174 238H175V237H174ZM243 238H244V237H243ZM263 238H264V236H263ZM36 239H38V238H36ZM41 239H42V238H41ZM75 239H76V238H75ZM77 239H79V238H77ZM100 239H101V238H100ZM109 239H110V238H109ZM128 239H129V237H128ZM142 239H143V238H142ZM142 239H141V240H142ZM152 239H153V238H152ZM158 239H159V238H158ZM167 239H168V237H167ZM238 239H239V237H238ZM255 239L258 240V238H256V237H255ZM43 240H44V239H43ZM55 240H54V244L57 243V242H55ZM59 240H60V239H59ZM110 240H111V239H110ZM112 240H113V239H112ZM112 240H111V241H112ZM121 240H122V239H121ZM125 240H126V239H125ZM133 240H134V239H132V241H133ZM146 240H147V239H146ZM149 240L151 241V239H149ZM156 240H157V239H156ZM156 240H154V241H156ZM168 240H169V239H168ZM184 240H185V239H184ZM209 240H211V239H208V241H209ZM240 240H241V238H240ZM250 240H251V239H250ZM34 241H35V240H34ZM51 241H53V240H51ZM56 241H57V240H56ZM77 241H78V240H77ZM84 241H85V240H84ZM93 241H94V240H93ZM123 241H124V240H123ZM126 241H127V240H126ZM144 241H145V240H143L142 242L140 241L142 244H141V243H139V244L143 245V242H144ZM157 241H159V240H157ZM157 241H156V242H157ZM169 241H170V240H169ZM172 241H173V238H172ZM178 241H179V240H176V241H174V242H178ZM180 241H181V240H180ZM182 241H183V239H182ZM182 241H181V244L185 243V241H184L183 243H182ZM208 241H207V242H208ZM255 241H256V240H255ZM259 241H260V240H259ZM28 242H29V241H28ZM36 242H37V241H36ZM36 242H34V244H35ZM79 242H80V241H79ZM81 242L83 243V241H81ZM87 242H88V241H87ZM100 242H101V241H100ZM104 242H106V241H104ZM128 242L130 243V241H128ZM133 242H134V241H133ZM152 242H153V240H152ZM159 242H160V241H159ZM212 242H213V241H212ZM244 242H243V243H244ZM247 242H248V241H246V243H247ZM249 242H250V241H249ZM249 242H248V243H249ZM252 242H253V241H252ZM92 243H93V242H92ZM110 243L112 244V242H110ZM120 243H121V242H120ZM123 243H124V242H122L121 244H123ZM126 243H127V242H126ZM145 243H146V242H145ZM149 243H150V242H149ZM149 243H147V245H148ZM190 243H191V242H190ZM205 243H206V242H205ZM209 243H211V242H209ZM243 243H242V246L245 244V243H244V244H243ZM248 243L246 244L247 246H248ZM255 243H256V242H255ZM30 244H31V242H29V245H30ZM51 244H52V243H51ZM51 244H50V245H51ZM84 244H85V243H84ZM84 244L82 245V248H83V249H84ZM90 244H91V243H89L88 245H90ZM94 244H95V243H93V245H94ZM103 244H104V243H103ZM105 244L107 245V243H105ZM153 244L155 245L156 243L153 242ZM173 244H174V243H173ZM181 244H180V245H181ZM186 244H188V243H186ZM211 244H212V243H211ZM3 245H4V243H3ZM46 245H48V244H46ZM74 245H75V244H74ZM76 245H77V244H76ZM88 245H87V246H88ZM96 245H97V246H100V245H98V244H96ZM118 245H120V244H118ZM133 245H134V244H133ZM135 245H136V244H135ZM141 245H140V246H141ZM144 245H146V244H144ZM144 245H143V246H144ZM151 245H152V243H151ZM196 245H197V244H196ZM209 245H210V244H209ZM246 245H245V246H246ZM251 245H252V244H251ZM30 246H31V245H30ZM38 246H39V243H38ZM43 246H44V245H43ZM90 246H91V248H92V245H90ZM94 246H95V245H94ZM97 246H95V247L98 248ZM110 246H111V245H110ZM115 246H116V245H115ZM115 246H114L113 249H121L120 246H118L119 248H116ZM124 246H125V245H124ZM124 246L122 245L121 247H124ZM126 246H127V245H126ZM126 246H125V247H126ZM187 246H188V245H187ZM187 246H186V247H187ZM219 246H220V245H219ZM245 246H243L244 248H243V250H241V252H242V251L245 252V250H246L247 252H249L247 249H245ZM256 246H257V244H256ZM1 247H2V245H1ZM48 247H50V246H48ZM71 247H74V246H71ZM71 247H70V249H72ZM85 247H86V246H85ZM88 247H89V246H88ZM102 247H103V246H102ZM125 247H124V248H125ZM137 247H139V246H137ZM137 247H136V248H137ZM155 247H157V245H155ZM183 247H185V245H183ZM188 247H189V246H188ZM188 247H187V249H188ZM239 247H241V246H239ZM257 247H258V246H257ZM260 247H261V246H260ZM260 247H259V248H260ZM29 248H30V247H29ZM29 248H28L27 250H29ZM35 248H37V247H35ZM74 248H75V247H74ZM99 248H100V247H99ZM124 248H123V251H124ZM129 248H130V247H129ZM144 248H145V247H144ZM177 248H178V251H180V252L182 251L181 249H179V246H177ZM1 249H4V248H1ZM44 249H46V248H44ZM76 249H77V248H76ZM76 249H73L72 252L70 251V253H73V251H75ZM78 249H81V248H78ZM78 249H77V250H78ZM86 249L88 250V248H86ZM89 249H90V248H89ZM107 249H108V248H107ZM126 249H128V248L126 247ZM145 249L148 250V249H150V248H145ZM183 249L186 250L185 248H183ZM194 249H195V248H194ZM240 249H241V248H240ZM248 249H249V248H248ZM251 249L254 251V248H251V247H250V250H251ZM262 249H263V248H262ZM11 250H12V249H11ZM39 250H40V248H39ZM42 250H43V247H42ZM42 250H41V251H42ZM92 250H93V248H92ZM92 250H91V251H92ZM133 250H134V249H133ZM135 250L137 251L138 249H135ZM135 250H134V251H135ZM139 250H140V249H139ZM184 250H183V251H184ZM12 251H13V250H12ZM95 251H96V250H95ZM114 251H115V250H114ZM114 251H112V252H114ZM118 251H119V250H118ZM128 251H129V250H128ZM128 251H127V253H125V252L123 253L122 258L124 257L125 254H128ZM131 251H132V250H131ZM151 251H152V249H151ZM172 251H173V250H172ZM172 251H170V252H172ZM183 251H182V253H181L182 255H183ZM198 251H199V249L197 250V252H198ZM221 251H222V250H221ZM239 251H240V250H239ZM239 251H238V252H239ZM4 252H5V250H4ZM75 252H77V251H75ZM75 252H74V253H75ZM79 252H80V251H79ZM82 252H83V250H82ZM104 252H105V251H104ZM145 252H146V251H145ZM185 252H186V251H185ZM222 252H223V251H222ZM222 252H220V254H221ZM230 252H232V251H230ZM247 252H245V253H247ZM254 252H255V251H254ZM258 252H259V251H258ZM258 252H257V253H258ZM263 252H264V251H263ZM0 253H1V252H0ZM10 253H11V252H10ZM77 253H78V252H77ZM83 253L85 254V251H84ZM88 253H89V254H90V253L92 254V252H90V251H88ZM118 253H121V252L119 251ZM130 253H131V252H130ZM158 253H159V252H158ZM160 253H161V251H160ZM164 253H167V254H168V251H167V252L164 251ZM172 253H173V252H172ZM176 253H177V252H176ZM239 253H240V252H239ZM255 253H256V252H255ZM255 253H254V254H255ZM257 253H256V254H257ZM30 254H31V253H30ZM89 254H87V255H89ZM94 254H95V253H94ZM94 254H93V255H94ZM100 254H101V253H100ZM100 254H99V255H100ZM103 254H104V253H103ZM105 254H107V253H105ZM112 254H113V253H112ZM148 254H149V253H148ZM161 254H163V252H162ZM178 254H180V253H178ZM220 254H219V255H220ZM250 254H251V253H250ZM254 254H253V255H254ZM259 254H260V252H259ZM1 255H2V254H1ZM73 255H75V254H73ZM97 255H98V253H97ZM121 255H122V253H121ZM121 255H120V256H121ZM133 255H134V254H133ZM133 255H132V256H133ZM156 255H157V254H156ZM182 255H181V256H182ZM221 255H222V254H221ZM242 255H243V254H242ZM253 255H252V256H253ZM257 255H258V254H257ZM39 256H41V254H39ZM81 256H82V255H80V257H81ZM91 256H92V255H91ZM100 256H101V255H100ZM110 256H111V255H110ZM132 256H131V257H132ZM136 256H137V254H136ZM159 256H160V254H159ZM198 256H199V254H198ZM213 256H215V255H213ZM259 256H260V255H259ZM72 257H73V256H72ZM74 257H75V256H74ZM83 257H86V256H83ZM88 257H89V256H88ZM102 257H103V256H102ZM102 257H101V258H102ZM105 257H106V256H105ZM116 257H117V256H116ZM131 257H130V258H131ZM134 257H135V256H134ZM134 257H133V258H134ZM139 257L141 258V256H139ZM204 257H205V256H204ZM215 257H216V256H215ZM217 257L220 258V256H217ZM217 257H216V258H217ZM249 257H250V256H249ZM249 257H247V258L249 259ZM22 258H23V257H22ZM70 258H71V257H70ZM81 258H82V257H81ZM81 258H80V259H81ZM101 258H100V259H101ZM110 258H111V257H110ZM112 258H114V256H112ZM133 258H132V259H133ZM199 258H200V257H198V259H199ZM247 258H246V260H248ZM250 258H251V257H250ZM71 259H72V258H71ZM74 259H75V258H74ZM83 259H85V258H83ZM88 259H89V258H88ZM88 259H85V260L87 261ZM97 259H98V258H97ZM106 259H107V257L105 258V260H106ZM136 259H137V258H136ZM136 259H135V260H136ZM157 259H159V258L157 257ZM166 259H167V258H166ZM166 259H164V260H166ZM168 259H169V260H166V261H168V262H166V263L169 264V263H171V261H170V256H169ZM187 259H188V258H187ZM214 259H215V258H214ZM76 260H77V259H76ZM105 260H104V261H105ZM114 260H115V258H114ZM117 260H118V259H117ZM161 260H162V259H161ZM164 260H163V261H164ZM184 260H185V259H184ZM201 260H202V259H201ZM246 260H245V261H246ZM23 261L25 262L26 260H23ZM58 261H59V260H58ZM78 261H79V260H77L76 262H78ZM86 261H84L83 263H85ZM92 261H93V260H92ZM100 261H101V260H100ZM102 261H103V260H102ZM104 261H103V262H104ZM107 261H108V260H107ZM118 261H119V260H118ZM120 261H121V259H120ZM120 261H119V262H120ZM129 261H130V259H129ZM133 261H134V260H133ZM169 261H170V262H169ZM188 261H189V260H188ZM188 261L186 260L185 263L188 262ZM211 261H213V258H212ZM216 261H218V260H216ZM220 261H221V259H220ZM24 262H23V263H24ZM89 262H90V264H91V261H89ZM89 262H87V263H89ZM97 262H99V261L97 260ZM105 262H106V261H105ZM126 262H128V261H126ZM126 262H125V263H126ZM134 262H135V261H134ZM164 262H165V261H164ZM181 262H183L182 259H181ZM192 262H194L193 259H192ZM201 262H202V261H201ZM203 262H204V261H203ZM203 262H202V263H203ZM214 262H215V261H214ZM258 262H259V261H258ZM26 263H27V262H26ZM73 263H74V262H73ZM78 263H81V264H82L81 261L78 262ZM92 263H93V262H92ZM108 263H109V262H108ZM161 263H163V262H161ZM185 263H184V264H185ZM199 263H200V262L197 261V264H199ZM209 263L212 264L211 262H208V264H209ZM220 263H221V262H220ZM223 263L226 264V263H225V260H223ZM223 263H222V264H223ZM0 264H1V263H0ZM71 264H72V263H71ZM127 264H128V263H127ZM137 264H138V263H137ZM140 264H142V263H140ZM158 264H159V262H158ZM174 264H175V263H174ZM191 264H192V263H191ZM195 264H196V263H195ZM215 264H217V262H215ZM228 264H229V263H228ZM250 264H251V263H250Z\"/></svg>","mask_w":264,"mask_h":264}]
</instances>
